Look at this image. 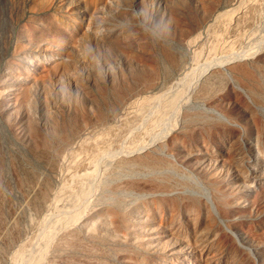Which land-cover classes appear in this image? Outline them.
Returning a JSON list of instances; mask_svg holds the SVG:
<instances>
[{
	"label": "rangeland",
	"instance_id": "1",
	"mask_svg": "<svg viewBox=\"0 0 264 264\" xmlns=\"http://www.w3.org/2000/svg\"><path fill=\"white\" fill-rule=\"evenodd\" d=\"M173 1H175V3H176V5H175V3L173 2ZM0 0V111H1V113H0V115H4V117H5V119H3L2 120V116L0 117V141L1 140H3V141H1L0 143L2 144L3 143V146L2 145H0V148H3V149H1V151H0V154H2V155H5V153H6V155L8 156V157H10V154L13 156V158H7V156H6V158L4 157V156H1L0 155V157L2 158L1 159V161L2 160H5L6 159V161H5V164L7 163V165L9 166L10 165V167H11V165H12V167L15 169V171L17 172V170L16 169H18L19 171L22 169V170H24V168H26L27 170H24V171H27L28 173H29V176H30V173L32 172L33 173V176H35L36 178H37V180L39 179V181H37L36 179H35V177H32L31 178V182H27V183H24V184H21L18 180L20 179V176H17V174H19L20 175V173H16L15 171H13V170H11L12 172L11 173H9V171L7 170V171H5V168L4 169H2V170H4L5 172H6V174H5V179L6 178H8L9 177V174H10V176L11 177H9L10 179H12V180H9L8 181V179H4L6 182H7V184H8V182L10 183V184H8V185H13V190L11 189V186L10 187H8L9 188V190H8V188H5V187H3V186H6L7 187V185H6V182L5 181H3V178H1L0 179V183L1 182H3L2 184H1V186H0V188H1V190H0V193H2V197H3V199H2V201L4 202L5 200H7V201H5L4 203H2V204H4V207H3V209L1 208V210H2V212H7V214L6 213H3L2 214V216H3V218H5V219H3L2 218V220H4L5 222L7 221V223L5 224V222L3 223V221H2V225L4 224V226L2 227V225L0 226L1 228H2V231H0V233H1V235H0V249H1V251H3L4 249H9L10 247V249L9 250H11L12 251V253L14 252L15 253V251H17L18 249H16V248H18L19 246V248H21V247H23V245L25 246V244L24 243H26L28 246V248H30V246H32L30 249H33V250H31V251H33V252H35V251H37V250H39L41 247V245H42V241H41V238H40V240H38L36 237L37 236H40V235H37L36 233L39 231V232H41V226L38 228V229H36L35 230V226L34 225H36L38 222V224H42V223H44V222H42V219H43V221H47L46 219V217H48L49 215H47V214H50V212L51 211H53V209L52 208H55L56 207V209L53 211V212H51V214L53 215V217L51 216V218H53L51 221H53L52 223H54L55 222V219H57L56 217H59L60 216V214L61 213H66V212H63V211H66V210H68L67 212H69L73 207H74V205H72L71 206V204L69 205V202L70 201H67V203H68V205L69 206H67V204L65 203L66 201H61V203L59 204V201H57V203L55 202V199L57 198V194H58V192H57V190L60 188L61 189V187H60V185L62 184L61 182H65V184H68V183H70V181H68V180H71L72 179V177L71 176H74V174H80V175H82L83 174V172H84V174H86L87 172L86 171H89L90 172V167H87V166H80V167H85V168H70L69 166V164L68 163H70V161H65L64 163H62L61 164V162H60V164H61V166L64 168V169H62V167L60 166V170L59 171H57V167H55V166H52V164H47L46 162H43V160L42 159H40V158H37L35 155H34V153H35V145H36V143H35V145H34V142H38V141H35L36 140V138L34 137V136H32V137H34V138H32L31 137V132L29 131V123H28V121L30 120L27 116H25L24 115V113L22 112V110H21V108H19V106L18 105H20V107H21V94H19L20 93V91H19V89L21 90V92H22V89L24 88V87H28L30 84H33V83H35V81H36V79L38 80L37 81V83L35 84V92H34V94H35V98H36V100L38 99L39 101L40 100H43V101H46L45 102V104H47L46 106L48 107L47 109H49V111H50V113L51 114H53L54 115V113H55V110L54 109H57L58 108V110H61V112L63 111V114L65 115V117H70V116H72V118H73V115H72V110L74 109V108H76V107H78V108H80L83 112H86V114H87V116L88 117H90L89 119H91L92 120V118H93V109H92V106L89 104V102L87 101V97L85 98V96H87L88 94L87 93H89V95H88V97L89 96H91L92 94H93V92H94V95H95V97L96 98H99V94L96 92V91H94L93 90V88H91L92 86H91V84H89L88 85V81H92L94 78H97V76H99L101 79H98L97 80V82H99L100 83V80L102 81V83H101V85L103 86L102 87V89L101 90H103V88L105 89V90H103V92L102 93H104V97H105V95H106V97L104 98V99H107V103H105V107H103L102 106V111H103V117H104V120H105V127H114V124H115V127H117L118 128V126L119 125H121L122 124V126H120V131H119V133H118V138H119V135L121 136L122 135V137H123V135H124V137H123V140L121 139L122 137H120V140H122L121 141V143L122 144H116V145H121V146H125L126 147V144L124 143V142H126V140H125V137H126V135L128 134V130H124L123 129V131H124V133H127V134H124L123 133V131H122V128L121 127H123V122L121 123V121L124 119V116L126 115V118H128L129 116L128 115H130L131 113H134V108L129 104V102L132 104V102H134V101H136V99L139 97V98H142V97H144V95L145 96H151V95H153V96H155V95H158V94H160V93H162L163 91V94L164 93H166V90L168 91L170 88L173 90L175 87H177V88H175L174 90L176 91H172V92H174V94L175 93H178V94H181V92L180 91H182V94H181V96L183 97L184 96V98L183 99H181L180 100V102H179V107H177V111H176V114L177 115H174L173 116V118H172V121L170 120L169 122L170 123H168V124H166L167 126L165 127V128H167V129H164V127H163V129L164 130H167V132L165 133V131L164 130H158L157 131V129L155 130V131H153V132H157L155 135L157 136V139H156V137H155V135H154V137H153V139L155 140H150L149 141V139H151V138H149V137H146L145 138V142L147 141L146 139H148V141H147V143L145 144L144 143V146L145 147H147V148H145V149H143L144 151H141L140 150V152H136V154H146V155H150V153L152 152L153 153V156H155V155H157L158 154V157H160V158H164V159H166V158H168V160H170L171 161V163L173 162H175L174 164H175V166L178 168V169H180V167H181V169H180V172H183V173H186V172H188L189 173V175H188V173H186V175H187V177L190 179V181H191V183L192 184H196V185H199V186H203L202 188L203 189H206V190H208L209 192H210V190L209 189H207L208 187L205 185V182H203V181H207V180H209L208 178L209 177H211V176H209V175H211V171H214V169L216 168V165H218V164H221L222 162H223V159L225 158V154H224V152H223V149L221 148V151L219 150L218 151V149H220L219 148V146L218 147H215V144L214 143H212V141H210L211 140V137L209 136V135H207V134H210V133H208V128H211V123H210V121H211V116H213L214 117V115L213 114H217L219 117H220V114H221V117H222V114H223V116L225 115V114H227V116H229V117H231V119L234 121V122H236V124H238V123H240V124H238L239 126H241L242 128H245L244 126H245V124H243L244 122L241 120V118L242 117H240L241 115H240V113H238L239 112V110H237V107H236V105H235V101H236V99L238 98L239 99V92H236V90H234L233 91V89H235V88H233V85H232V87L230 88L229 86L227 87V90H226V92L227 93H225L224 95L225 96H223L222 98H218V99H216V101H217V103H216V101L214 100V101H211L210 99V97L209 96H211V94H209L210 92H211V90H209V93H208V95H206V96H208V97H204V98H202V99H204V101L201 99V97L202 96H200V98H199V94L197 93L198 92V89H199V87H201V85H203L204 83L205 84H209V82L211 81H208L209 79H211V67H209V66H206L207 64H209V60H211V54H210V57L208 56L209 54H207L208 53V51L210 50V52H211V46L210 45H208L209 44V42H210V44L212 45V43H218V41H213L214 40V33H216L217 32V30H213V29H215V28H213V25L212 24H214V20L217 18L216 16H222V15H224V14H228V13H230V12H232V13H234V11H235V13L233 14V24H232V26H233V30H231L230 31V34H229V32H227V33H225V35L224 34H222L220 37V40L222 41H220L219 43V46H217V47H219V48H221V43H224V44H231L232 45V49H233V51H235V56L237 55L238 56V54H239V57L237 58V56L235 57V59H234V61H231L233 64H234V62H237L238 60L237 59H240V60H242V58H248V61L250 60L253 64H256V65H258V67L260 68L261 67V65L263 66L262 67V71H263V73H264V0H249V2H248V5H246L245 7V9L243 8V6L242 5H239V3L241 4V0H212L213 2H211V0H207V3L205 2H203V0H200V2L201 3H199V0H179V1H182V2H179L178 0L176 1V0ZM197 1V2H196ZM126 2V3H125ZM171 2V3H170ZM174 4H173V3ZM179 2V3H178ZM186 3L187 5L185 6V4H183V3ZM196 2V3H195ZM210 4H209V3ZM232 2V3H231ZM41 3V4H40ZM167 4V6H166V4ZM215 3V4H214ZM170 4H172L171 6H170ZM183 4V5H182ZM201 4H203V5H201ZM208 6H207V5ZM214 4V5H213ZM124 5V6H123ZM169 5V6H168ZM178 5V6H177ZM239 5V6H238ZM141 6V7H140ZM145 6V7H144ZM204 8H203V7ZM211 6V7H210ZM212 6H213V8H212ZM143 7V8H142ZM164 7V8H163ZM167 7V8H166ZM179 7V10L177 9V8ZM208 7V9H211V11H207V10H204V9H206V8ZM234 7H237V8H234ZM240 7V8H239ZM242 7V8H241ZM173 8H176V9H174L173 10ZM184 8V9H183ZM187 8H189V9H187ZM231 8H232V10H231ZM169 9L172 11H169ZM204 10V13H205V11H207V15L205 16H202V14H203V10ZM213 9V10H212ZM236 9V10H235ZM165 10H166V12H165ZM119 12V13H117V12ZM184 11V12H183ZM213 11V12H212ZM225 11V12H224ZM227 11V12H226ZM122 12V13H121ZM155 12V13H154ZM174 12V13H173ZM176 12V13H175ZM177 12H179V14L177 13ZM223 12V13H222ZM174 15H173V14ZM188 13V14H187ZM202 13V14H201ZM220 13H221V15H220ZM117 14V15H116ZM119 14V15H118ZM147 14V15H146ZM170 14V15H169ZM176 14V15H175ZM177 14H178V16L180 17H182V19H183V22H185V20H186V22L188 21V23H186V25H187V27H184L183 25H185V23H183L182 22V20H181V17L179 18L178 16H177ZM186 14V15H185ZM200 14H201V16L203 17V18H201L200 19ZM206 14V13H205ZM236 14V15H235ZM142 15H144V16H142ZM188 15V16H187ZM196 15V16H195ZM117 16V17H116ZM123 16V17H122ZM146 16V17H145ZM170 16H172V18H174L175 19V17L177 18V19H179L178 20V22H177V24H179L178 26H177V24H172V23H170L171 21H169L168 19L169 18H167V17H170ZM185 16V17H184ZM191 16V17H190ZM209 16V17H208ZM243 16H248L249 18L248 19H250L249 21H247V22H249V23H244L243 24V21L242 22H240L239 20L241 19V17H242V19H243ZM119 17H121V18H119ZM124 18V19H123ZM163 18V19H162ZM162 19V20H161ZM185 19V20H184ZM203 19V20H202ZM167 20V21H166ZM171 20V19H170ZM176 20V19H175ZM198 20V21H197ZM202 20V21H201ZM258 20H260V21H258ZM166 21V22H165ZM179 21H181V22H179ZM246 21V19H244V22ZM116 22V23H115ZM198 22V24L199 25H197L196 23ZM204 22V23H203ZM240 22V23H239ZM237 23V24H236ZM259 23V24H258ZM211 24V25H210ZM257 24V25H256ZM185 25V26H186ZM193 25V26H192ZM238 27H237V26ZM240 25V26H239ZM167 26V27H166ZM198 26V27H197ZM210 26H212V27H210ZM235 26V27H234ZM179 27V28H178ZM208 27V28H207ZM210 27V28H209ZM169 28V29H168ZM188 28V30H190L189 31V34L190 35H186V33H188V31L186 30ZM213 28V29H212ZM167 30L168 32H167V35L170 33V34H173V37H171L172 35H170L169 34V37H167V35L165 34L166 33V31L165 30ZM178 29H181L182 31L181 32H184L182 35L181 34H177V35H181V38H184L183 36L184 35H186L185 36V38L184 39H186V40H184V39H180L179 37L180 36H177L176 35V31L177 32H180V30H178ZM186 31H185V30ZM209 29H211V30H213V31H211V30H209ZM258 29V30H257ZM104 30V31H103ZM132 30V31H131ZM135 30V31H134ZM136 30H137V32H136ZM248 30H249V32H248ZM256 31V32H254V31ZM119 31V32H118ZM120 31H122V34L120 33ZM124 31V32H123ZM129 31V32H128ZM165 31V33H163ZM173 31V32H172ZM235 31L236 32H238L239 33V31H240V33H239V35L237 34V33H235ZM251 31V32H250ZM108 32V33H107ZM128 32V33H127ZM131 32V33H130ZM162 32V33H161ZM174 32H175V35H174ZM247 33V35L245 34L244 35V33ZM125 33H127V34H129L128 36L125 34ZM135 34L136 33V35H137V37H134V36H136V35H134L133 36V34ZM209 33H210V35H209ZM212 33H213V35H212ZM234 33H235V37H234ZM248 33H250V34H248ZM252 33V34H251ZM255 33V34H254ZM118 34H120L119 36H118ZM123 34H125L126 35V41H125V39H123L126 43H130V44H132L134 47H130V45H128V44H126L123 40H120V38H122V35ZM254 34V35H253ZM124 35V36H125ZM133 36V38H132V36ZM196 35H198V38L196 37ZM238 35V36H237ZM242 35H244V36H242ZM249 35V36H248ZM254 37H253V36ZM256 35V36H255ZM124 36H123V38H124ZM130 36V37H129ZM143 36L144 38V40L143 39H140L141 37ZM210 36V37H209ZM237 36V37H236ZM248 36V37H247ZM140 37V38H139ZM147 37V38H146ZM172 39H171V38ZM188 37V38H187ZM193 37V38H192ZM195 37L198 39V41H196V43H195V45L194 44H192L193 43V41H192V39L194 40L195 39ZM200 37V38H199ZM238 37H244V39H243V41H242V38H241V40L239 39V41H240V43H238L237 41H235V40H238ZM253 39H252V38ZM116 38H118L117 40H116ZM127 38H130V41L127 39ZM138 38V39H137ZM175 38V39H174ZM177 38H179V39H177ZM231 38H233L232 40H230ZM250 38V39H249ZM116 40L117 42H113L112 41V45L111 44H109V43H111V40ZM135 39H137V40H135ZM147 39H148V42H146L147 43V46H149V47H147V46H145L146 45V43L144 44V42L145 41H147ZM164 39V40H163ZM174 39V40H173ZM196 39V40H197ZM208 39V40H207ZM75 40V41H74ZM103 40V41H102ZM107 40H110V42L109 41H107ZM138 40H140V41H138ZM168 40V41H167ZM177 40V41H176ZM181 40V41H180ZM190 40V41H189ZM234 40V41H233ZM250 40H251V42H250ZM119 41V42H118ZM121 41V42H120ZM123 41V42H122ZM129 41V42H128ZM141 41H143V44L141 45L140 43H141ZM180 41V42H179ZM182 41H183V43H182ZM188 41L189 42H191L192 41V43H189L191 46H189V44H188ZM226 41V42H225ZM229 41V42H228ZM246 41V42H245ZM261 41V42H260ZM263 41V42H262ZM109 42V43H108ZM135 42L137 43V44H139V45H137V44H135ZM150 42V43H149ZM161 42V43H160ZM179 42V43H178ZM234 42V43H233ZM260 42V43H259ZM115 43H117V44H119V45H121V46H119V45H115ZM121 43H123V44H121ZM149 43V44H148ZM152 43H154V46H153V44ZM182 43V44H181ZM236 43H237V45H236ZM251 43V44H250ZM79 44H83L84 45V48H83V51H81V55L79 54V53H75V54H73V60H74V62H75V64H76V70L75 71H77V72H75V76L78 78V79H81V82L82 83H84V84H82L81 82V84H82V86H80V88L78 87V88H76V86L73 84V82H72V79H69L68 77H66L65 75V77H60V78H58V75L59 76H61V68L59 69L58 67H59V65L61 64V60H62V57L64 56V55H68V54H71L72 53V49H74V48H76V49H78L79 48ZM114 44V45H113ZM125 44H126V46H129L130 47V49H129V47L128 48H126V46H125ZM163 46H162V45ZM186 44V45H185ZM205 44V45H204ZM224 44L222 45V46H224ZM234 44V45H233ZM238 44H243V45H238ZM97 45V46H96ZM109 45V46H108ZM125 46V48H124V46ZM131 45V46H132ZM142 47H147V48H142V49H144V50H151V52H147V51H144V50H142L141 52L140 51H138V50H140L141 49V46ZM214 45V44H213ZM231 45H225V47H230ZM235 45H236V47H235ZM260 45V46H259ZM102 46V47H101ZM116 46H118V47H116ZM122 46H123V48H122ZM140 46V48H136V47H139ZM159 46H160V48H159ZM205 46V47H204ZM240 46H242L241 48H240ZM258 46V47H257ZM100 47V48H99ZM110 47V48H109ZM121 47V48H120ZM155 47V48H154ZM202 47V49H200ZM204 47V48H203ZM233 47H235V49L233 48ZM112 48V49H111ZM116 48V49H115ZM155 50H154V49ZM162 48H163V51H164V48H165V50H169V52L171 53V55H175V56H177V58L175 59L174 58V60L177 62H175L174 61V65L176 64V67L174 66H172L173 64H170L171 65V67H173V69H171V70H165V69H167L168 68V63L164 60V58H163V51H162ZM239 48H240V52H238L239 51ZM96 49H97V51H96ZM98 49H100V50H98ZM111 49V50H110ZM117 49H119L118 51H117ZM120 49H125L126 51H130V53L128 54V55H125V56H128V57H130V55H131V52L133 53V54H135L133 57L131 56V58H134L135 60H137L138 62H140L141 63V61H143V64L142 65H145V67L144 66H142V69H143V67H144V69L146 68V66L149 64L150 66L153 64V61H155L154 63L155 64H158V65H155V67L157 66V67H159V73L156 75L157 76V78H158V80H156L157 78H154L155 80H154V85L151 87V88H149V90L147 91V92H145V93H142V91H139V89H137L136 88V85L135 84H133V87H135L134 89H133V92H131V94L129 95V97L130 96H132L131 97V99L130 98H128V100L126 99V100H124L123 102H125L126 101V103H122L121 105L123 106V104L125 105V106H118L117 107V103H115L116 101H114L113 99H114V96L111 94L110 95V93H111V86H110V79H109V74H108V72H110V74L112 73L113 75H115V77H116V75L117 76H120V75H122V76H126L127 78H128V81L131 83V77H129L130 75H131V73L133 72V71H138L139 70V68L140 67H138V65H132V66H134V70H133V67L132 66H130V64L128 63L127 64V60H126V57L125 56H122V55H124V53L123 52H125V51H123L122 53L120 52V51H122V50H120ZM138 49V50H137ZM158 49V50H157ZM204 49V50H203ZM209 49V50H208ZM254 49H255V51H254ZM79 50V49H78ZM178 50V51H177ZM183 50V51H182ZM199 50V53H201L200 51L201 50H203L202 51V53H201V55L198 53V52H196V51H198ZM243 50V51H242ZM246 51V53H245V51ZM162 51V52H161ZM174 51V52H173ZM179 51H181V52H179ZM196 53H195V52ZM242 51V52H241ZM254 52V54L252 53H250V52ZM21 52V53H20ZM145 52H146V54H145ZM175 53V54H173V53ZM205 52V53H204ZM237 52H238V54H237ZM244 52V53H243ZM89 53V54H88ZM128 53V52H127ZM147 53H151V56H152V59L153 60H151V56H150V54H147ZM198 53V54H197ZM203 53H204V55H203ZM242 53V54H241ZM261 55H260V54ZM137 54H139L140 56H141V59H139L140 57H139V55H137ZM145 54V55H144ZM197 55L196 57H195V55ZM207 54V55H206ZM79 55V56H78ZM153 55H154V57L155 58H153ZM187 55V56H186ZM246 55H247V57H246ZM254 55V56H253ZM93 56V57H92ZM115 56H117V57H115ZM138 56V57H137ZM143 56V57H142ZM195 58H194V57ZM198 56L199 57H201V59H199L198 58ZM208 58H207V57ZM215 56V55H214ZM241 56H242V58H241ZM259 56L261 57L259 60H258V58H259ZM104 57V58H103ZM124 57V58H123ZM150 57V58H149ZM193 57V58H192ZM205 57H206V62L204 61L205 60ZM252 57V58H251ZM255 57H258V58H256V60H255ZM96 58V59H95ZM139 60H138V59ZM145 58L146 59H148V61L149 60H151L152 61V64L151 63H149L148 61H147V63H145L144 61H146L145 60ZM196 58H198V60L196 59ZM215 58H216V60L217 61H220V59L218 60L217 58H222L221 56H220V54H216V56H215ZM215 58H214V60H215ZM244 58V59H245ZM263 58V59H262ZM105 59H106V61H105ZM154 59H157V60H154ZM162 59V60H161ZM179 59H181L180 61H181V63H179L180 61H179ZM208 59V60H207ZM252 59V60H251ZM262 59V60H261ZM39 62H38V61ZM96 60V61H95ZM198 62H197V61ZM59 61V62H58ZM92 61H94L95 63H93ZM99 61V62H98ZM108 61V62H107ZM193 61H195V62H193ZM221 61H222V59H221ZM45 62V63H44ZM106 62V63H105ZM126 62V63H125ZM163 62H164V64H163ZM193 62V63H192ZM196 62H197V64L198 65H196ZM203 62L205 63L204 65H203V67H201V64H203ZM208 62V63H207ZM19 63V64H18ZM100 63V64H99ZM105 63V64H104ZM195 63V64H194ZM210 63H211V61H210ZM93 64V65H92ZM127 64V65H126ZM178 64V65H177ZM21 65V66H20ZM25 65V66H24ZM38 65V66H37ZM97 67H96V66ZM126 65V66H125ZM148 65V67H150ZM164 65H165V67H164ZM210 66H211V64H209ZM231 65V64H230ZM13 66V67H12ZM41 66V67H40ZM54 66V67H53ZM154 66V64L152 65V67ZM185 66V67H184ZM204 66H206L205 68H204ZM225 66V65H224ZM222 67V69L223 70H221L223 73H224V71H227L226 73H228V70L226 69L228 66H229V64H226V66L225 67ZM12 67V68H11ZM44 67V68H43ZM50 67H52L51 69H50ZM79 67V68H78ZM92 67V68H91ZM101 67V68H100ZM132 67V68H131ZM147 67V68H148ZM156 67V68H157ZM170 67V66H169ZM183 67V68H182ZM200 67V68H199ZM13 68L15 69V70H13ZM47 69V71H48V73H46V74H42V72H45V70ZM95 68V69H94ZM99 68V69H98ZM128 68H131V69H128ZM136 68V69H135ZM138 68V69H137ZM146 68V69H147ZM163 68H165V69H163ZM190 68V69H189ZM194 68V69H193ZM196 68H198L199 69V71H200V69L202 68H204V72H205V74H204V72H203V70L201 69V76L203 77H200V80L198 79V83L196 82L194 85H193V87H192V89H190V88H187V87H185L186 85L185 84H183L185 81H183V83H182V79H184L185 77H184V75L186 74V77H188V78H190L191 76H192V74L194 73H192L191 74V72L192 71H197L196 70ZM226 70H225V69ZM29 69V70H28ZM50 69V70H49ZM78 69V70H77ZM103 71H102V70ZM111 69V70H110ZM192 69V70H191ZM208 69H210V70H208ZM10 70H11V72H10ZM27 72H26V71ZM30 70H32L31 72H30ZM58 70V71H57ZM95 70V71H94ZM106 70V71H105ZM117 70V71H116ZM133 70V71H132ZM181 70V71H180ZM207 70H208V72H207ZM18 71V72H17ZM28 71H29V73H28ZM55 71V72H54ZM108 71V72H107ZM115 71H116V73H115ZM121 71V72H120ZM132 71V72H131ZM166 71H169V73L170 74H172V76L171 75H167V73L168 72H166ZM191 71V72H190ZM5 72V73H4ZM10 72V73H9ZM16 72V73H15ZM147 72V71H146ZM145 72V73H146ZM172 72V73H171ZM208 73V75H210L209 77H208V75H207V73ZM51 73H53V74H51ZM54 73L55 74H57V76H53L54 75ZM80 73V74H79ZM83 73V74H82ZM95 73V74H94ZM119 73H120V75H119ZM122 73H124V74H122ZM130 73V74H129ZM179 73V74H178ZM226 73H224L225 75H227V77H229L230 75H232V74H230V72H229V76H228V74H226ZM262 73V74H263ZM16 74H19V75H16ZM21 74L23 75H25V77H24V75H23V77L25 78H23V77H21ZM27 74H29V76L31 77V78H27L28 77V75ZM33 74V75H32ZM48 74V75H47ZM102 74V75H101ZM150 73H148L147 72V74L146 75H148V76H150V75H152V74H150ZM187 74H188V76H187ZM191 74V75H190ZM16 75V76H15ZM41 75H44L45 76V78L47 79L48 78V81H46V83L44 84V82H43V84L44 85H46L47 84V86H44L43 84H41V83H39V79H40V77H41ZM48 77H47V76ZM81 75V76H80ZM97 75V76H96ZM104 75V76H103ZM106 75V76H105ZM158 75H159V77H158ZM165 75V76H164ZM203 75H205L206 76V79H208V80H206L204 77L205 76H203ZM40 76V77H39ZM50 76V77H49ZM53 76V77H52ZM101 76H103V77H101ZM153 76V75H152ZM13 77V78H12ZM18 77H20V80H18L19 78ZM39 77V78H38ZM165 77V78H164ZM171 79H170V78ZM3 78V79H2ZM16 78H18L17 80H16ZM62 78V79H61ZM92 78V79H91ZM152 78V77H151ZM187 78V79H188ZM10 79V80H9ZM23 79V80H22ZM28 79V80H27ZM35 79V80H34ZM56 79V80H55ZM64 79V80H63ZM82 79H83V81H82ZM91 79V80H90ZM117 79H119V80H121L120 79V77H117ZM205 79V80H204ZM229 79V78H228ZM230 79H231V77H230ZM34 82H33V81ZM126 80V79H125ZM168 80V81H167ZM170 80H172V81H170ZM185 80H186V78H185ZM3 81V82H2ZM51 81V82H50ZM87 81V82H86ZM106 83H105V82ZM127 81V80H126ZM157 81V82H156ZM170 81V82H169ZM181 82L180 84H179V82ZM202 81H204V83H202ZM208 83H207V82ZM50 82V83H49ZM54 82V83H53ZM56 82V83H55ZM174 82V83H173ZM178 82V83H177ZM201 82V83H200ZM4 83V84H3ZM28 84V86H27V84ZM63 83V84H62ZM69 83V84H68ZM86 83V84H85ZM158 83V84H157ZM168 83V84H167ZM178 85H177V84ZM25 84H26V86H25ZM66 84V85H65ZM71 84V85H70ZM105 84V85H104ZM119 84H122V81L121 82H119L118 81V85H117V87L119 86ZM200 84V85H199ZM11 85H12V87H11ZM20 85H24V86H20ZM41 85V86H40ZM85 85V86H84ZM135 85V86H134ZM166 85H168L167 87H169V88H167L166 87ZM177 85V86H176ZM182 85H184L183 86V89L181 90L179 87L181 86V88H182ZM14 86V87H13ZM44 86V87H43ZM68 88H67V87ZM75 86V87H74ZM89 86H90V88H91V90H89L90 88H89ZM121 86V85H120ZM155 86V87H154ZM162 86H163V88H162ZM196 86V87H195ZM209 86H211V84H209ZM6 87V88H5ZM8 87V88H7ZM10 87V88H9ZM18 87V88H17ZM20 87V88H19ZM53 87V88H52ZM63 87V88H62ZM131 87H132V85H131ZM154 87V88H153ZM59 88L61 89V90H59ZM162 88V89H161ZM184 88H185V90H184ZM211 88V87H210ZM233 88V89H232ZM7 89V90H6ZM11 89V90H10ZM26 89V88H25ZM46 89V90H45ZM67 89V90H66ZM85 89V90H84ZM180 89V90H179ZM189 89V90H188ZM62 90H63V92H62ZM79 90V91H78ZM83 90V91H82ZM111 90V91H110ZM136 90H138L137 91V93L139 94H137L135 91ZM159 90V91H158ZM177 90L180 92H177ZM184 90V91H183ZM194 90H196V91H194ZM3 91V92H2ZM9 91V92H8ZM19 91V92H18ZM51 91V92H50ZM60 91V92H59ZM85 91V92H84ZM90 91H92L91 93H90ZM106 91V92H105ZM150 91V92H149ZM188 91V92H187ZM233 91V92H232ZM238 91V90H237ZM66 94H65V93ZM108 92V94H105V93H107ZM140 92V93H139ZM170 93H166L168 96L170 95V97H173L174 96V94H173V96H171L172 95V92L171 91H169ZM230 92V93H229ZM235 92H236V94H235ZM4 93V94H3ZM8 93V94H7ZM49 93V94H48ZM53 93V94H52ZM56 93V94H55ZM61 93H63L62 95H61ZM78 93V94H77ZM134 95H133V94ZM156 93V94H155ZM238 93V94H237ZM14 94V95H13ZM91 94V95H90ZM98 94V95H97ZM184 94V95H183ZM194 94H198L197 96L196 95H193ZM228 94V95H227ZM8 95V96H7ZM18 95H21V96H18ZM54 95V96H53ZM61 95V96H60ZM94 95H92V96H94ZM137 95V96H136ZM177 95V94H176ZM232 95V96H231ZM16 96H18V97H16ZM37 96V97H36ZM56 96V97H55ZM91 96V97H92ZM101 96V95H100ZM227 96H229L230 98H228ZM4 97V98H3ZM13 97H16V98H18V101L17 102H19V103H17V102H15V99L16 98H13ZM43 97V98H42ZM47 97V98H46ZM62 97V98H61ZM109 97V98H108ZM113 97V98H112ZM181 97V98H182ZM198 97V98H197ZM136 98V99H135ZM198 99V100H196V99ZM234 98V99H233ZM46 99V100H45ZM48 99V100H47ZM130 99V100H129ZM135 99V100H134ZM194 99V100H193ZM237 99V100H238ZM5 100V101H4ZM51 100V101H50ZM62 100H63V102H62ZM83 100H85V102L83 101ZM133 100V101H132ZM139 100V99H138ZM220 100V101H219ZM222 100H224V102H222ZM14 101V102H13ZM53 101V102H52ZM181 101H182V103H181ZM183 101L185 102V103H183ZM209 101V102H208ZM5 102V103H4ZM11 102H12V104H11ZM88 102V103H87ZM208 102V103H207ZM218 102H221V104L224 106V107H222V105L220 106V103H218ZM226 102H228L227 104H226ZM15 105H14V104ZM16 103H17V105H16ZM213 103H215V104H213ZM224 103V104H223ZM233 103V104H232ZM53 104V105H52ZM109 104L112 106V107H114L115 109H116V111H115V109L113 110H107V109H109ZM128 104H129V108L127 107L128 106ZM192 104V105H191ZM198 104V105H197ZM209 106H208V105ZM108 105V106H107ZM217 105V106H216ZM236 107H234V106ZM4 106V107H3ZM7 106V107H6ZM13 106V107H12ZM89 106H91V107H89ZM210 106H212V107H210ZM214 106V107H213ZM18 107V108H17ZM62 107V108H61ZM108 107V108H107ZM17 108V109H16ZM84 108L86 109V111H84ZM105 108V109H104ZM121 108V109H120ZM122 108H123V110H122ZM126 108V110L128 111V113L129 112H131L132 110H133V112H131V113H129V114H126L127 113V111L126 110H124ZM213 108V109H212ZM20 109V110H19ZM37 110H34V112L36 113H34L33 114V116L35 115V117L36 118H38V119H35L36 120V122L38 121V123H39V126H40V130L43 132V133H46L47 135H48V133L49 132H47L46 131V129H48L47 127H46V129H44L45 128V126H43L42 125V122L44 121L43 119V113H41L42 111L39 109V108H36ZM91 109V110H90ZM132 109V110H131ZM179 109V110H178ZM187 109V110H186ZM225 109V110H224ZM10 110H14L13 112L14 113H10ZM184 110V111H183ZM220 110V111H219ZM8 111V112H7ZM53 113H52V112ZM88 111H90V112H88ZM114 111V112H113ZM125 111V112H124ZM187 111V112H186ZM191 111H192V113H191ZM197 111V112H196ZM208 111V112H207ZM214 111V112H213ZM222 111V112H221ZM225 111H227V112H225ZM7 112V113H6ZM105 112H108V114H106ZM125 113V114H123V113ZM194 112V113H193ZM203 113V114H201V113ZM206 112V113H205ZM18 113H19V115H18ZM111 113V114H110ZM117 113V114H116ZM183 113V114H182ZM190 114V116H192L193 118H196V119H194L192 122L191 121H187V119L185 118V117H187V116H189L188 114ZM195 113H196V115H195ZM198 113H200L201 114V116H198V115H200V114H198ZM212 113V114H211ZM6 114H8V115H6ZM22 114V115H21ZM51 114L49 115V117L51 116ZM106 114V115H105ZM115 114V115H114ZM186 114V115H185ZM211 114V115H210ZM52 115V116H53ZM120 115H122V116H120ZM124 115V116H123ZM185 115V117H183ZM203 115V116H202ZM207 115V116H206ZM18 116V117H17ZM59 116V117H58ZM128 116V117H127ZM131 116V115H130ZM218 116H215V117H218ZM233 116V117H232ZM3 117V118H4ZM17 118V120H16V118ZM23 117V118H22ZM25 117H27L26 119H25ZM34 117V118H35ZM57 117H58V119H60L61 118V115H57ZM57 117L55 116V118L54 119H56L57 120ZM119 117H123V118H119ZM181 117V118H180ZM198 117H200L199 119H198ZM237 117V118H236ZM9 118V119H8ZM50 118H52V117H50ZM106 118V119H105ZM177 118V119H176ZM205 120H204V119ZM206 118H209V122L206 120ZM240 118V119H239ZM22 119H24V120H22ZM116 119H117V123L115 122L116 121ZM119 119H122L121 121L119 120ZM185 119V120H184ZM238 119V120H237ZM14 120V121H13ZM43 120V121H42ZM174 120V121H173ZM202 120V121H201ZM9 121V122H8ZM21 121V122H20ZM59 121H61V120H59ZM125 121V120H124ZM175 121H177V124H176V122ZM186 121V122H185ZM200 121V122H199ZM7 122V123H6ZM18 122H20L19 124H18ZM107 122V123H106ZM110 122V123H109ZM174 122V123H173ZM193 122H194V125H193ZM199 122V123H198ZM209 124H207V123ZM26 123V124H25ZM91 123H93L91 126L89 125V124H91ZM185 123V124H184ZM188 123H190V124H188ZM191 123H192V125H191ZM89 124L87 123L86 125H83L84 127H86V129H84L83 130V128H82V124L81 125H77V122H75V127L74 128H77V126H78V128L80 127V130H81V132H79L80 130H78V128H77V131L79 132V134L77 135L76 133H77V131H76V129H75V131H76V133H73L74 132V130L72 129L71 131L72 132H69V133H73V135H70L69 136V139L70 140H73L74 142H72L71 141V144H72V147L74 148V150H76L77 152H78V145L80 144L79 142H82L83 140H85V138H88L87 137V135L90 137V135H94L95 133H94V131L97 133L98 131H100L101 129L98 127L99 125L97 124V122H93V121H89ZM98 125V126H96V125ZM107 124L108 125H110V126H107ZM119 124V125H118ZM138 124V123H137ZM136 124V125H137ZM169 124H171V126H169ZM186 124H188L187 126H189V127H187L186 126ZM43 127H42V126ZM118 125V126H117ZM173 125H174V127H173ZM176 125V126H175ZM182 125V126H181ZM183 125H184V127H183ZM191 125V126H190ZM168 126H169V128H170V131H168L169 129H168ZM198 126H200V127H198ZM202 126V127H201ZM90 127V128H89ZM92 127V128H91ZM93 127H95L94 129H93ZM115 127L113 128L115 131H117L116 129H115ZM133 127H136V129H137V127H140L139 125L138 126H133ZM172 127V128H171ZM183 127V128H182ZM204 127H207V128H204ZM82 128V129H81ZM88 128V129H87ZM99 128V129H98ZM20 129V130H19ZM23 129V130H22ZM89 129H93V130H89ZM97 129H98V131H97ZM119 129V128H118ZM135 129V130H136ZM185 129V130H184ZM189 130V129H191L190 130V133H189V131H187V130ZM206 129H207V133H206ZM247 129H248V126H247ZM19 130V131H18ZM25 130V131H24ZM67 130H69V129H67ZM86 130H88V131H86ZM184 130V131H183ZM199 130H200V133H199ZM203 130V131H202ZM26 131H28V132H26ZM83 131H86V133L85 132H83ZM90 131V132H89ZM92 131V132H91ZM126 131V132H125ZM159 131H162L163 133L161 134V132L159 133ZM180 131V132H179ZM182 131V132H181ZM187 131V132H186ZM20 132H21V134H20ZM26 132V133H25ZM41 132V133H42ZM169 132V133H168ZM177 132H179V133H177ZM211 132V131H210ZM14 133V134H13ZM18 133V134H17ZM83 133H85V134H83ZM164 133H165V135H164ZM185 133H188V134H185ZM192 133H194V134H192ZM195 133L197 134L196 136H195ZM26 134H27V136H26ZM74 134H76V135H74ZM81 134V135H80ZM160 134H161V136H160ZM191 134H192V136H193V138H192V136H191ZM30 135V136H29ZM84 135H86V136H84ZM162 135H163V137H162ZM170 135H173V136H170ZM187 135V136H186ZM188 135H189V138H188ZM204 135V136H203ZM211 135V134H210ZM46 136V135H45ZM77 136V137H76ZM84 136V137H83ZM168 136V137H167ZM176 136V137H175ZM179 136V137H178ZM200 138H199V137ZM208 136H209V138H208ZM250 136V138H251V136L252 135H249ZM17 137V138H16ZM74 137V138H73ZM76 137V138H75ZM78 137H83L84 139H82L81 140V138H78ZM92 137V136H91ZM158 137H159V140H158ZM182 137H183V140H182ZM202 137H203V140H202ZM204 137H205V139H204ZM4 138V139H3ZM117 138V139H118ZM166 138H167V140H169V142L166 140ZM172 138H177V139H172ZM191 138V139H190ZM199 140V139H201V140H197V139ZM254 139H256V137H253ZM8 139V140H7ZM23 139V140H22ZM29 139V140H28ZM33 141H31V140ZM74 139H76V140H74ZM79 139H80V141H79ZM90 139V138H89ZM210 139V140H209ZM252 139V138H251ZM125 140V141H124ZM171 140H173V141H175L174 142V144H173V141H171ZM178 140H179V142H178ZM188 140V141H187ZM194 140H196V141H194ZM208 142H206V141ZM249 140V142H255L256 144H258V142H256L255 140H250V139H248ZM78 141V142H77ZM117 141H119V139L117 140ZM160 141V142H159ZM187 141V142H186ZM190 141V142H189ZM204 141V142H203ZM8 142H11V147H10V144L8 143ZM30 142V143H29ZM78 144H77V143ZM155 142H157V144L155 143ZM167 142V143H166ZM172 142V143H171ZM187 143L186 145H185V143ZM193 144H192V143ZM197 142V143H196ZM203 142V145L201 144V143ZM73 143L74 144H76V146H74L73 145ZM118 143H120V142H118ZM162 143V149L163 150H161V148H160V144ZM165 143V144H164ZM178 143H180V144H178ZM182 143V144H181ZM200 143V144H199ZM204 143L207 145V148L205 149L204 147H206V145H204ZM210 143V144H209ZM253 143H251L250 145L252 146V148H254V147H256L257 145L256 144H253ZM32 144V145H31ZM124 144V145H123ZM155 144V145H154ZM189 144V145H188ZM35 147H34V146ZM147 145V146H146ZM173 147H172V146ZM177 147H176V146ZM179 145V146H178ZM181 145V146H180ZM184 145V146H183ZM209 145V146H208ZM214 147V148H212V146ZM256 145V146H255ZM12 146H14L13 148H12ZM143 146V147H144ZM188 148H186V147ZM193 146V147H192ZM211 146V147H210ZM5 147H7V149H8V152L10 153V154H8V152H5ZM72 147H70L72 150H73V148ZM117 147V146H116ZM123 147H120L119 146V148H123ZM152 147V148H151ZM153 147H156V148H153ZM171 147V148H170ZM182 147V148H181ZM189 147H191L190 149H189ZM200 147V148H199ZM15 148H17V149H15ZM118 148V147H117ZM117 148H115L116 149V151H119ZM168 148V149H167ZM175 148H177V149H175ZM184 148V149H183ZM193 148V149H192ZM213 149V150H211V149ZM13 149V150H12ZM32 149V150H31ZM140 149V148H139ZM146 149H148L147 151H146ZM188 150V152H187V150ZM210 149V150H209ZM254 149H256V148H254ZM253 149V150H254ZM16 150V151H15ZM29 150H31L32 152H34V153H32V152H29ZM154 150H156V151H158L157 153L156 152H154ZM168 150L170 151L169 153H168ZM180 150V151H179ZM190 150V151H189ZM194 150V151H193ZM196 150H197V152H196ZM201 150V151H200ZM206 152H205V151ZM249 151H250V149H248ZM2 151H4V152H2ZM7 151V150H6ZM115 151V152H116ZM120 151H122V149H120ZM119 151V152H120ZM147 153H146V152ZM150 151V153H148ZM167 151V152H166ZM180 153H179V152ZM192 151H193V153H192ZM198 151H199V153H198ZM211 151H213L214 153H212ZM256 150H254V153H256L255 152ZM18 152V153H17ZM124 152V151H123ZM160 152V153H159ZM186 152V153H185ZM204 152V153H203ZM208 152V153H207ZM211 154H210V153ZM216 152V153H215ZM14 153H16V154H18L17 156H15V154ZM19 153L22 155V156H20L19 155ZM31 153V154H30ZM151 153V154H152ZM176 155H175V154ZM184 153V154H183ZM190 153V154H189ZM120 154H121V152H120ZM125 155V152L124 153H122V155ZM134 154H135V152H134ZM134 154H131V155H133V156H131V157H134ZM135 154V155H136ZM155 154V155H154ZM161 154V155H160ZM162 154H164V155H162ZM183 154V155H182ZM222 156V157H220V155ZM119 155V154H118ZM123 155V156H124ZM169 155V156H168ZM178 155V156H177ZM180 155V156H179ZM185 155V156H184ZM199 155V158L197 157ZM204 155H206V156H204ZM209 155V157L210 156H214L212 159L210 158H208L207 156ZM217 155V156H216ZM224 155V156H223ZM11 156V157H12ZM151 156V155H150ZM167 156V157H166ZM174 156V157H173ZM182 156H183V158H182ZM196 156V157H195ZM202 156H204L203 157V160H202ZM216 156V157H215ZM21 158V162H24L25 161V159L24 158H28V160H30V161H28V160H26V164H25V166L27 165V162H32V164L31 163H29V167L31 166V165H33V166H31L30 168H31V170H30V168H28V166L27 167H24V163L22 164L21 162H19V159L18 158ZM22 157H23V159H22ZM130 157V158H131ZM155 157H157V156H155ZM224 157V158H223ZM5 158V159H4ZM185 158V159H184ZM192 158V159H191ZM198 158V159H197ZM207 158V159H206ZM8 159H12V160H15V162H16V164H15V162L13 161L12 163H14V165H15V167H16V165H17V167L15 168L14 167V165L11 163V161H8ZM35 159H37V160H35ZM179 159H181V160H179ZM183 159V160H182ZM196 159H197V161H196ZM201 159V160H200ZM214 159V160H213ZM24 160V161H23ZM42 162H41V161ZM177 160H179L180 162H178ZM193 160H195V161H193ZM226 160V159H225ZM183 161V162H182ZM199 161V162H198ZM8 162H9V164H8ZM177 162V163H176ZM191 162H192V164H191ZM194 162V163H193ZM197 162H198V164H197ZM11 163V164H10ZM21 165H20V164ZM66 163V164H65ZM111 163H112V165H111ZM202 163V164H201ZM206 163V165H204ZM209 163V164H208ZM2 164H3V162H2ZM31 164V165H30ZM64 164V165H63ZM68 164V166H66ZM108 164V163H107ZM107 164H105V165H107ZM110 165H111V167L112 166H114V163L113 162H110L109 163ZM108 164V165H109ZM178 164V165H177ZM187 164V165H186ZM188 164H190V165H188ZM195 164V165H194ZM19 165L20 166H22V168L20 167V169H19ZM104 165V164H103ZM107 165V167H105V166H100V167H98V170H99V168H100V170H99V172L101 173V174H103L104 172H102L103 170L102 169H106L107 168V172H109V170H111L112 168H110L109 169V167H110V165L108 166ZM180 165V166H179ZM184 165V166H183ZM202 165V166H201ZM8 166H6V165H2V168L3 167H8ZM49 166L50 167H53V168H49ZM65 166H66V168H65ZM196 167V169H194L195 167ZM199 166V167H198ZM207 166V167H206ZM24 167V168H23ZM36 169H34V168ZM184 167V168H183ZM190 167H192V168H190ZM204 167V168H203ZM206 167V168H205ZM69 168V169H68ZM188 169V170H186V169ZM214 168V169H213ZM8 169V168H7ZM34 169V170H33ZM52 169L54 170V171H52ZM62 169V170H61ZM70 170V173L68 172V171H66V170ZM114 169H116V167H114ZM113 169V171H112V174H114V172H115V175L114 176H116V172H117V176L119 175H121V177H123L122 175H123V173L125 172V174H126V171H128L127 173H129V174H131V171L128 169V170H121V169H116V171ZM194 170V172L193 171H190V170ZM199 169V170H198ZM207 169V170H206ZM34 172H33V171ZM79 170V171H78ZM86 170V171H85ZM97 170V171H98ZM119 170H121V171H124V172H121V171H119V172H121L120 174H119V172L118 171ZM184 170V171H183ZM206 170V171H205ZM211 170V171H210ZM18 171V172H19ZM56 171V172H55ZM60 171H62V172H60ZM65 171V172H64ZM72 171V172H71ZM76 171V172H75ZM92 171V170H91ZM106 171V170H105ZM110 171V172H111ZM139 171V173L137 172V171H135L136 173H132V175L134 174V176L132 177L131 175H129V174H126L127 175V177L128 178H125V180H124V178H122L121 180H119V179H111V180H109V179H107L106 178V181L104 182V183H102V186H101V184H100V186L99 185H97L98 187L97 188H94L93 189V187L95 186H93L92 187V189L94 190L92 193H94V196L96 197V200H98V201H100V199L102 200H108L109 202H107L106 201V203L105 202H103V200L101 201V203H102V206H103V203H105V204H109V205H111V204H114L115 202H117V201H119V202H117V203H119L118 205L120 206L121 205V208L123 207H125L126 209H120V207H119V209L123 212V213H126L127 211H124V210H127V208H131V207H129L130 205H131V203H136V202H138L139 203V201H140V203L139 204H141V205H144L145 204V200L147 199V201H149L148 200V197H151V199H152V197H153V195L155 196L154 197V199H152L153 201L156 199V197L157 198H159V195L156 193V195H155V193L152 195L151 193H153V192H151L150 194H148L150 191H148L149 190V188L147 189V186H141V182L142 181H140L141 179L143 180V178H144V174L146 175V172L148 173L149 171L147 170L146 172L144 171V173L143 172H141L142 170H138ZM200 173H199V172ZM205 171V177H204V174H203V172ZM67 172V173H66ZM86 172V173H85ZM134 172V171H133ZM143 173V174H141V173ZM209 172V173H208ZM14 173V174H13ZM15 173H16V176H15ZM36 173H38V175H36ZM61 173V174H60ZM64 173V174H63ZM72 173H73V175H72ZM82 173V174H81ZM106 173V172H105ZM138 173V174H137ZM198 173V174H197ZM202 173V174H201ZM208 173V174H207ZM66 174H68V179L66 178H64V177H66L67 175ZM83 174V175H84ZM99 174V173H98ZM101 174H99V175H101ZM136 174V175H135ZM155 173H153V175H154ZM201 174V175H200ZM207 174V175H206ZM63 175H64V177H63ZM66 175V176H65ZM71 175V176H70ZM170 174H168L167 176H169ZM17 177V178H19V179H17V178H12V177ZM69 176L71 177V178H69ZM140 176V180H139V178H137V177H139ZM170 176H172V174L170 175ZM204 177V178H201V177ZM207 176V177H206ZM4 177V176H3ZM62 177H63V180H62ZM124 177H125V175H124ZM130 177V178H129ZM132 177V178H131ZM134 177H135V179H134ZM185 177V176H184ZM200 177V178H199ZM44 179V181H47L48 182V186H49V192H50V199L51 200H53V198H54V194L56 195L55 197L56 198H54V201H53V203H52V205H54L53 207H51L52 205H50L49 207H50V209L51 210H49L48 208V206H47V208H46V205H44L45 206V208H44V206L41 204V205H39V206H42V207H39L38 206V208H34L33 209V211H32V208L34 207L33 206V203H32V201L34 202L35 201V199H36V197H38V196H36V192L37 193H39V191L41 190H43L42 188H45L44 186H46V183L47 182H44V181H42L41 180V182H40V179ZM102 178H104V177H102ZM115 178V177H114ZM151 178L153 179V177L151 176ZM207 178V179H206ZM15 179V180H14ZM46 179V180H45ZM126 179H130L129 181H132V179H134L133 180V182L134 183H136V182H138V184L140 185L138 188L137 187H135V185H133L132 187L134 188H132L131 187V185H129V182H128V180H126ZM193 179V180H192ZM205 179V180H204ZM232 181L233 182H235V178H233L232 177ZM17 181V182H13V183H11L12 181ZM33 180H35V182H37L38 184L36 185L35 183L33 184L32 182H33ZM50 180H51V182H50ZM66 180V181H65ZM117 180H119V182H121V184L123 183L124 184V182H125V187L123 186V185H121V186H123L125 189H126V186H127V184H128V187H129V189H130V187H131V190H132V192L130 193V191L131 190H129L128 188V193H126V190L124 191H121L120 190V192H118V191H116V187H114V186H111L110 184H113L114 182H116L117 184H116V186L118 185V181ZM122 180H123V182H122ZM135 180H138V181H135ZM198 180H199V182H198ZM28 181H30V179L28 180ZM111 181H113L112 183H111ZM149 181H151V179L149 180ZM193 181V182H192ZM5 182V183H4ZM39 182H40V185H39ZM42 182H44V183H42ZM64 182H63V184H64ZM68 182V183H67ZM106 182H108L107 184H106ZM128 182V183H127ZM198 182V183H197ZM208 182V181H207ZM15 183H20L19 184V188L17 187V185L15 184ZM32 183V184H31ZM50 183H51V185H50ZM127 183V184H126ZM144 183V182H143ZM142 183V184H143ZM147 183V182H146ZM236 183V182H235ZM27 185L28 187H29V185H30V187L32 188V189H34V190H29V188L27 189V190H29V191H27V192H24L23 193V191L21 192V187H22V190L25 188V186L24 185ZM42 184H45V185H43V187L41 186ZM62 184V186H64ZM103 184H104V186H105V188H107V186L106 185H108V188L104 191L103 190ZM194 184V185H195ZM201 184V185H200ZM16 185V186H15ZM22 185V186H21ZM33 185H36V187L34 188V186L32 187ZM114 185H115V183H114ZM148 185V184H147ZM26 186V187H27ZM41 186V188H38V187H40ZM50 186H52V187H50ZM54 186V187H53ZM109 186H110V188H109ZM205 186H206V188H205ZM4 189H3V188ZM96 187V186H95ZM99 187H100V189H99ZM118 188H119V186H117ZM123 187H121V188H119V189H123ZM144 188V187H146V188H144V189H146L148 192H146L144 189V191L148 194H144V195H146V196H144L143 195V193H145V192H141L142 191V189H140V192H141V194H139L138 193V189L139 188ZM17 188H18V191H16L17 190ZM50 188H52V189H50ZM114 188V189H113ZM137 188V189H136ZM4 191H3V190ZM8 190L7 191V193H6V190ZM96 189H99V190H97L96 191ZM102 189V190H101ZM15 190V191H14ZM50 190H52V191H50ZM110 190L111 191V193H110V196H108L107 194H109V192L108 191ZM118 190V189H117ZM134 190H136V192L138 193V196L139 195H142V197L141 196H139V197H137V196H135L137 193L135 192V194H134ZM24 191H26L25 189H24ZM56 191V192H55ZM59 191V190H58ZM97 193H96V192ZM100 191V192H99ZM103 191H104V194L106 195V196H108L107 198H105L104 196H103ZM115 191H116V193H115ZM203 191V190H202ZM240 191V190H239ZM12 192V196L11 195H9V193H11ZM14 192V193H13ZM16 192V193H15ZM52 192V193H51ZM91 192H89V194H92ZM102 192V193H101ZM105 192H108V193H105ZM205 192V191H204ZM203 192V193H204ZM20 193V194H19ZM29 193V194H28ZM33 193H35V194H33ZM96 193V194H95ZM101 193V194H100ZM113 193H115V194H113ZM124 194L125 196H121V195H119V194ZM5 194V195H4ZM23 194V195H22ZM53 194V195H52ZM100 194V195H99ZM117 194V196L116 197H114V199H116L117 197H119V198H117V199H123L122 197H125L126 199V201L124 202V199H123V201L121 202V200H114V201H111L112 200V197L113 196H115ZM205 194H208V193H206L205 192ZM239 194H241V191L239 192ZM10 197V199H8L9 197ZM38 195V194H37ZM102 195V196H101ZM113 195V196H112ZM133 195V196H132ZM0 196V197H1ZM29 196V197H28ZM90 196H92V195H88V197L89 198H92V197H90ZM101 196V197H100ZM112 196V197H111ZM18 197V198H17ZM21 197V198H20ZM34 197V198H33ZM53 197V198H52ZM88 197H87V199H88ZM98 197H100V198H98ZM102 197H104V198H102ZM129 197V198H128ZM131 197H133V198H131ZM135 197V198H134ZM137 197V198H136ZM20 198V199H19ZM30 198H33L32 199V201H29V199ZM86 199V200H87ZM95 199V198H94ZM135 199V200H134ZM140 199V200H139ZM31 200V199H30ZM89 200H90V202L91 201H93V198H92V200L91 199H88V202H89ZM93 201V202H97L98 203V205H99V209L100 208H103L102 206H101V203L100 202H98V201ZM143 200V201H142ZM9 201V202H8ZM49 201V200H48ZM135 201V202H134ZM201 201V200H200ZM199 201V204L201 203ZM204 201V199H202V204H201V206H203V202ZM9 204H8V203ZM12 202V203H11ZM29 202H30V204H29ZM55 202V203H54ZM62 202H63V204H62ZM89 202V203H90ZM93 202H91V204H90V206L88 205V204H86V206L88 205L90 208H88V206L86 207V209H85V206H84V210H86V212L88 213V214H90V213H92L93 211H97L98 210V206L96 205V204H93ZM110 202H111V204H110ZM130 202V203H129ZM143 204H142V203ZM15 203V204H14ZM28 203V204H27ZM32 203V204H31ZM87 203V202H86ZM117 203H115V204H117ZM122 203V204H121ZM123 203H124V205L125 206H122L123 205ZM127 203V204H126ZM146 203H148V202H146ZM6 204H7V206H6ZM64 204H66V206L64 205ZM104 204V205H105ZM107 204V205H108ZM133 204V205H134ZM137 204V203H136ZM17 205V206H16ZM28 205L29 206H31L30 208L28 207ZM64 205V206H63ZM108 205V206H109ZM25 206V207H24ZM71 206V209L70 208H68V207H70ZM92 206H96V210L95 209H92V208H94V207H92ZM106 206V205H105ZM57 207L60 209V210H58L57 209ZM64 207L66 208V209H64ZM7 208H9V209H7ZM19 208V209H18ZM42 208V209H41ZM68 208V209H67ZM183 208V207H182ZM178 208L177 209V211L175 212V213H178V216H180V218L177 216V218H179V220L182 218V222L180 223V224H182L183 223V221L185 220V221H187V219H189L188 220V222L189 223H191V226H190V228L191 227H193L192 229H191V231L190 232H188L189 230H190V228H188L189 227V223L188 224H186V223H183L182 224V226L184 227V229L187 231L186 233H185V230H183L182 228L183 227H181V229L179 230V232L181 233V235H179V237L180 236H182V233H183V236H184V233H185V235L187 236V233L189 234V233H191L192 231L193 232H198V231H201L200 233L198 232V234L199 235H203L204 233H206V235H207V233L209 234L210 232L208 231H202V229H203V226L200 224V220H201V217L198 215H196V217H198L197 219L199 220H197L198 222H193L192 221V219H190V217L192 218V216H194V214H192L191 216L189 215V216H185V215H183L182 213L183 212H186V211H184V210H186V209H188V208ZM9 210V212L12 214H10L7 210ZM12 209V210H11ZM35 209H37V210H35ZM38 209H41V210H39L40 212H38ZM62 209H63V211H62ZM170 209V208H169ZM172 209V208H171ZM207 209V208H206ZM29 210V211H28ZM35 210V211H34ZM45 210V211H44ZM56 210L59 212H57L56 213ZM90 210H91V212H90ZM189 210V209H188ZM191 210V209H190ZM190 210L188 211L189 213H190ZM208 210V209H207ZM44 211V212H43ZM89 211V212H88ZM129 211V210H128ZM158 211V210H157ZM157 211H155L154 209H153V211H151V213L150 212H148V213H144V216L143 215H138V217H137V215H133L134 217H132L133 219H138V218H140V219H138L139 221H141V222H138L137 220L135 221V220H132V222L133 223H137V225H133V226H135V228H134V230H130L131 232H134V233H131V232H129L128 230V232L129 233H131L130 235H132V234H134L132 237L130 236V235H128V233L127 232H125L126 230H122L124 233H121L122 231L120 230V227L118 226V223H117V227H115L116 226V220L114 219V218H111L110 217V220H112V221H110V220H104V218L103 219H100L98 216H96V217H98V218H96V220L98 221L97 223L98 224H101L102 223V221H104V223H102L101 224V226L103 227V225L105 226L106 224H108V225H106V227H107V229H106V227H104V228H102L100 225V228H102L101 230L99 229L98 231H97V229H96V233L95 234H97L98 233V235L97 236H99V234H101L102 233V235H104V231H105V234H106V236H111L112 235V239H113V237L114 236H116V238H115V240L114 241H118V240H120V241H118L117 243H118V245H116L117 243H115L114 241V245H113V242L112 243H108L107 242V244L105 245V242H104V245H103V242L99 245V247H98V249L96 250V247H95V245H93V243H92V240H90V241H88V238L86 239L87 241H84L85 239H83V241L85 242L84 244H88V242H89V246H91L92 248H93V246H94V249H95V253L94 254H89L88 252H85V253H83L82 251H80V248H79V252L77 253V252H75L74 250V248H72V247H68L67 245H65L66 246V248H65V246H64V249L62 248V250L63 251H65V252H61V251H59L58 249H55L52 253H50L48 256L49 257H47V260H46V264H101L102 262V259L104 260V262H106V264H124L125 262H127V261H124L123 260V256H124V254H126L125 252H126V248L124 249H120V250H117L118 248L117 247H119V248H121V247H127L128 248V246H130L131 245V247L134 245V246H137V244L138 243H141L140 241H143L142 243H147V244H149V246H147V244H146V247H145V245L143 244V248H141V247H139V244H138V246L137 247H130L131 248V250L132 251H130V249H127L128 251H130V252H128L127 251V254L129 255V256H133L132 257V259L131 258H129V256L127 255V257L126 256H124L125 258V260L127 259L128 260V258H129V260L128 261H132V263H137V262H133V259L135 260V261H137V259H138V262H140L139 260L142 258V256L143 257H145V258H147L148 256H149V251L150 250H152V251H150L151 252V254L150 255H154V254H158L159 255V257H160V255L162 256V255H164L165 256V258H164V256H163V258L164 259H166V260H162V257H161V259H159L158 258V256L156 257L155 255L153 256V258H152V256L150 257L149 256V258H150V261L152 262V264H155V263H157L156 262V260H157V258L161 261L160 263L158 262L157 264H161V263H163L164 264V261H165V264H172V262L174 263V264H183L182 262H183V260H184V262H186V263H184V264H193L192 262H194V264H200V263H208V262H206L205 260H203V261H201L200 259L201 258H199L198 257V259H197V256L199 255L198 254V250L199 249H197L198 248V246L201 244V241L199 240V243H198V241L196 242L195 241V238L197 237V238H199V237H201V236H197L196 234H194V235H196L195 237H194V235H193V233H192V237H189L190 235H188V239H191L192 240V238L194 237V240H190L189 242H193V241H195V243L194 244H196L197 243V247L196 246H194L192 243H191V245H193V246H189V244L190 243H187V239H184V237L186 238V236H182L183 237V239L184 240H186V242L184 241V240H182L181 238L182 237H180L179 238V240H177V242H176V239H175V241H174V237H176L175 235H174V233L173 232H171L170 233V231H169V233H168V229L166 230V228H167V223L169 222V223H171V222H173L174 220H173V215L174 216H176L177 214H175L174 213V211L173 210H168L167 208L166 209H163V210H160V212L158 213V216H157V214L156 213H154V212H157ZM164 211H166V212H164ZM173 211V212H172ZM169 214H168V213ZM171 212V213H170ZM194 212V211H193ZM14 213V214H13ZM22 213V214H21ZM33 213V214H32ZM87 213H84L85 215L87 214ZM165 213V214H164ZM188 213V214H189ZM38 214H41V215H38ZM56 214H57V216H56ZM63 214H61V216L63 215ZM87 214V215H88ZM160 214V215H159ZM171 214V215H170ZM173 214V215H172ZM186 215H188L187 213H185ZM191 214V213H190ZM56 217H55V216ZM148 215V216H147ZM185 216L184 218H187V219H184L183 218V216ZM5 216V217H4ZM10 216H13V217H10ZM18 216V217H17ZM24 216H25V218H24ZM28 216H30V218L28 217ZM46 216V217H45ZM28 219H27V218ZM152 217L154 218L153 220H152ZM159 217H160V219H159ZM165 217H166V219H165ZM195 217V216H194ZM210 218H211V215L209 216ZM10 218V219H9ZM17 218V219H16ZM37 218V219H36ZM42 218V219H41ZM50 218V216L48 217V221L51 219ZM164 218V219H163ZM175 218V217H174ZM230 218H232V216L230 217ZM16 219V220H15ZM18 219H20V221L18 220ZM23 219H24V221H23ZM86 219V216H84L83 217V219L81 218L80 219V221H79V223L80 222H84V221H86L85 220ZM106 219H109V217L107 216L106 217ZM113 219H114V222H113ZM169 219H172L173 221H169ZM194 219H196V218H194ZM193 219V220H194ZM239 218H237V220H238ZM27 220H29V221H27V223H25ZM30 220H32L31 222H30ZM41 222H40V221ZM154 220H155V222H154ZM160 220V221H159ZM162 220V221H161ZM176 220V219H175ZM178 220V219H177ZM176 220V221H177ZM191 220V221H190ZM232 221H233V223H236L237 221H236V218H232L231 219ZM16 221V222H15ZM36 221H37V223H36ZM47 221V222H48ZM108 221H110V222H108ZM135 221V222H134ZM145 221V222H144ZM156 221H157V223H156ZM164 221H166V222H164ZM196 221V220H195ZM236 221V222H235ZM13 222H15V223H13ZM22 223V225L20 224V225H18V223ZM99 222H101V223H99ZM108 222V223H107ZM163 223V225H162V223ZM239 222V221H238ZM237 222V223H238ZM30 223H31V225H30ZM35 223V224H34ZM82 223H80L79 224V226H81V228H82V226H83V224ZM86 223V222H85ZM84 223V224H85ZM115 224V225H113V224ZM132 223V224H133ZM160 223V224H159ZM166 223V224H165ZM195 223H197V226H198V228H199V226H200V228H201V230H199V229H195L196 227H195ZM8 224V225H7ZM11 224H13V225H18L20 228L21 227H24V228H21V231L23 230V232H21V233H23L22 235H19V237H15L16 239H18V240H15V238L14 237H11V238H13L12 240H10V238L8 237L7 239L10 241V242H8V240L6 239V238H4V237H7L8 235H7V233H9V231L11 232V228L13 227V225L12 226H10ZM28 224H29V228H30V226H32L30 229H28ZM34 224V225H33ZM40 224V225H41ZM51 224V223H50ZM144 224V225H143ZM148 224V225H147ZM154 224V225H153ZM185 224V225H184ZM192 224H195L194 226H192ZM200 224V225H199ZM6 225V226H5ZM95 225H96V228H99V226L95 223ZM109 225H110V227H109ZM113 225V226H112ZM157 225V226H156ZM162 225V226H161ZM165 225H166V227H165ZM188 225V226H187ZM36 226H38V225H36ZM138 228H137V227ZM146 228H145V227ZM148 226V227H147ZM153 226V227H152ZM240 223L238 224V225H234L233 226V228H236L237 230H243V227H244V230L246 229L245 228V226H244V223H243V227L242 226H240ZM4 227H6L5 228V230L3 229ZM8 227H11L10 228V230L8 229ZM109 227V228H108ZM118 227H119V229H118ZM152 227V228H151ZM162 227V228H161ZM195 227V228H194ZM241 227H242V229H241ZM33 228V229H32ZM115 228H117V229H115ZM140 228H141V230H140ZM109 229H113V231L111 232ZM122 229V228H121ZM148 229V230H147ZM188 229V230H187ZM196 231H195V230ZM8 230V231H7ZM109 231V233H108V231ZM117 230H120L119 232L117 231ZM138 230V231H137ZM143 230V231H142ZM153 230V231H152ZM145 231V232H144ZM150 231V232H149ZM158 231V232H157ZM7 232V233H6ZM34 232V233H33ZM38 232V234H40ZM107 232V233H106ZM118 232V233H117ZM156 232V233H155ZM196 232V233H197ZM110 233H112V234H110ZM114 233H117V234H114ZM119 233H120V235H119ZM126 233V234H125ZM139 233V234H138ZM27 236H26V235ZM107 234H110V235H107ZM121 234L123 235L122 237H121ZM138 234V236H136V235ZM141 234H142V236H141ZM148 234V235H147ZM211 234V233H210ZM5 235V236H4ZM9 235H10V233H9ZM30 235V236H29ZM32 235V236H31ZM83 235V234H82ZM82 235H81V237H82ZM102 235H100V236H102ZM126 235V236H125ZM140 235V236H139ZM144 235H146V236H144ZM154 235V236H153ZM158 235V236H157ZM172 235H174L173 237H172ZM99 236V237H100ZM120 236V237H119ZM129 236H130V238H134L135 237V241L136 240H138V241H136V244H132L133 242H134V240H133V242H132V239H130L129 240ZM151 236V237H150ZM36 239H35V238ZM86 237V236H85ZM125 237V238H124ZM126 237H128V238H126ZM141 238V240H140V238ZM153 237V238H152ZM168 237H169V239H168ZM203 237H205V238H201V239H203V241H204V239H206V241H205V243H206V245H204L205 247L208 245V246H211V245H209V243L207 244V240H208V242H210L211 243V238H206V236L205 235H203ZM207 237H211V235H207ZM28 238V239H27ZM83 238H84V236H83ZM119 238H123L124 240H128V241H126V243L127 244H129V245H126V243H125V241L124 242H122V240L121 239H119ZM138 238V239H137ZM164 238H165V240H164ZM1 239H2V241H3V239H4V241L2 242L1 241ZM26 239V240H25ZM33 239H35L34 240V243H33ZM58 240H59V238H57ZM117 239V240H116ZM146 240V241H144V240ZM161 239V240H160ZM178 239V238H177ZM180 239H181V241H180ZM5 240H7V241H5ZM13 240H15V241H13ZM30 240H31V242H30ZM38 240V241H37ZM153 241V243H150V242H152ZM168 240V241H167ZM14 243H13V242ZM19 241V242H18ZM29 241V242H28ZM35 241H37V243L38 242H40L39 244H38V246H39V249H38V247L36 246L37 244L35 243ZM130 241V242H129ZM148 241V242H147ZM178 241H180L181 243H182V245L180 244V242H178ZM202 241V242H203ZM5 242V243H4ZM8 244H7V243ZM12 242V243H11ZM22 242V243H21ZM91 242V243H90ZM122 244H124V245H122ZM132 242V243H131ZM138 242V243H137ZM170 242V243H169ZM175 242V243H174ZM21 243V244H20ZM135 243V242H134ZM156 245H155V244ZM177 243H179L178 245H177ZM4 244H7V246L6 245H4ZM30 244V245H29ZM31 244H33V245H35V246H33V245H31ZM87 244L85 245V246H87ZM119 244H121V245H119ZM188 244V245H187ZM199 244V245H198ZM107 245H109V246H107ZM111 245V246H110ZM112 245H113V250H112V248H110V247H112ZM142 245V244H141ZM140 245V246H141ZM180 245H181V247H180ZM185 246V248H184V246ZM203 245V244H202ZM10 246V247H9ZM105 246V249L104 248H102V247H104ZM109 247V248H107V247ZM117 248H115V247ZM183 246V247H182ZM204 246H203V248H204ZM207 246V247H208ZM4 249H3V248ZM7 247V248H6ZM36 247V248H35ZM88 247V246H87ZM141 248V249H139V248ZM147 247H151L152 249H150L149 248V250H148V253H146V256H147V254H148V256L146 257L145 256V254L143 255V253L144 252H147V250L146 251H144L145 250V248H147ZM153 247H154V249L155 250H153ZM156 247V248H155ZM161 247V248H160ZM189 247V248H188ZM196 249H195V248ZM199 247H201V246H199ZM206 247V248H207ZM72 249L71 251H69L70 249ZM107 248V249H106ZM136 248H138V251H133V250H135ZM205 248V249H206ZM211 248V247H210ZM3 249V250H2ZM7 249V250H8ZM34 249H36L35 251H34ZM66 249H67V251H66ZM82 250H83V248H81ZM102 250V252L100 251V253H103L104 251L106 252V255H105V253H103L104 255H102V254H98L99 253V251L98 250ZM104 249V250H103ZM144 249V250H143ZM157 249V250H156ZM185 249V250H184ZM195 249V250H194ZM7 250H4L5 251V253H4V255H2V256H6V254H7V256L5 257L7 260V263H5L6 261H5V259L4 258H2V261H4L2 264H8L9 262H11V259H9V258H11V256L14 254H11V251H9V253H8V251ZM56 250L58 251V254H57V252H56ZM61 250V249H60ZM110 250H111V254L110 255H112V253H114V250H116V251H118L117 252V254L115 253L114 254V256H117V257H111V256H109L107 253H108V251L110 252ZM121 250H124V251H121ZM137 250V249H136ZM159 250V251H158ZM171 250V251H170ZM173 250V251H172ZM187 250V251H186ZM207 250V251H206ZM205 250V253H208V251L210 250L211 251V249H209L208 250V248ZM6 251H7V253H6ZM76 251H78V250H76ZM86 251V250H85ZM142 252V253H140V252ZM54 252L56 253V254H54ZM72 252H75V253H72ZM124 252V253H123ZM135 252H139L138 253V258H136V256L134 257V255L133 254H135ZM152 252H154L153 254H152ZM159 252V253H158ZM161 252V253H160ZM189 252V253H188ZM197 252V253H196ZM80 253V254H79ZM119 253H121V254H123V255H121V259L119 258ZM132 253V255H130ZM137 253L135 254V255H137ZM195 253V254H194ZM210 253V252H209ZM209 253L207 254L208 256H206V254H205V256L204 255H201V256H204L205 258L206 257H208L209 258V260H207V261H209V262H211L210 260H211V257H210V255H209ZM9 254H11V256H9ZM61 254V255H60ZM89 254V255H88ZM97 254V255H96ZM141 255V258H140V255ZM211 254V253H210ZM93 255V256H92ZM99 255V256H98ZM100 255H102V256H100ZM192 255V256H191ZM196 255V256H195ZM98 256V257H97ZM113 256V255H112ZM177 256V257H176ZM184 256H185V258H184ZM54 257V258H53ZM61 257V258H60ZM74 257H78V258H75V260H73L74 259ZM91 257V258H90ZM109 257V258H108ZM168 259H167V258ZM170 257V258H169ZM187 257V258H186ZM189 257V258H188ZM72 258V259H71ZM83 258V259H82ZM85 258H87V259H85ZM94 258V259H93ZM96 258H99V259H96ZM102 258V259H101ZM118 258L121 260V262L118 260ZM140 258V259H139ZM149 258H147V259H145V262L146 261H149ZM155 258V259H154ZM175 258V259H174ZM184 258V259H183ZM194 258V259H193ZM203 258V257H202ZM204 258V259H205ZM4 259V260H3ZM53 259H55V260H53ZM64 259V260H63ZM153 261H152V260ZM183 259V260H182ZM188 259V260H187ZM189 259H191V260H189ZM196 259V260H195ZM10 260V261H9ZM60 260V261H59ZM83 260V261H82ZM88 260V261H87ZM90 260V261H89ZM91 260H93V262H91ZM97 260V261H96ZM98 260H100V261H98ZM106 260V261H105ZM123 260V261H122ZM143 260H144V258L142 259V262H143ZM155 260V261H154ZM168 260V262H166ZM169 260H171V261H169ZM173 260V261H172ZM47 261H48V263H47ZM64 261H66V262H64ZM72 261V262H71ZM149 261V262H150ZM180 261V262H179ZM192 261V262H191ZM200 263H199V262ZM98 262V263H97ZM101 262V263H100ZM103 262V263H104ZM120 262V263H119ZM123 262V263H122ZM149 262H147L148 264H150ZM177 262V263H176ZM12 263V262H11ZM10 263V264H11ZM102 263V264H103ZM129 264L131 263V262H128ZM131 263V264H132ZM146 263V264H147ZM202 263V264H203ZM125 264H127V263H125ZM138 264V263H137ZM139 264H143V263H139ZM145 264V263H144Z\"/></svg>",
	"mask_w": 264,
	"mask_h": 264
},
{
	"label": "bare ground",
	"instance_id": "2",
	"mask_svg": "<svg viewBox=\"0 0 264 264\" xmlns=\"http://www.w3.org/2000/svg\"><path fill=\"white\" fill-rule=\"evenodd\" d=\"M121 1V0H120ZM125 1V0H124ZM149 1V0H148ZM166 1V0H165ZM171 1V0H170ZM173 1V0H172ZM177 1V0H176ZM179 1V0H178ZM183 1V0H182ZM182 1H179V2H182ZM205 0H203V2H204ZM229 1V0H228ZM174 3H175V1H173ZM172 2V3H173ZM178 2V3H179ZM197 2V1H196ZM195 2V3H196ZM202 2V1H201ZM200 2V0H199V3H201ZM202 2V3H203ZM206 3H207V0L205 1ZM204 2V3H205ZM211 2H213L212 0H211ZM210 2V3H211ZM248 2H249V0H241V4L239 3V5H242L243 6V8L245 9L246 7V5H248ZM126 3V2H125ZM171 3V2H170ZM173 3V4H174ZM177 3V2H176ZM176 3H175V5H176ZM209 3V2H208ZM209 3V4H210ZM232 3V2H231ZM41 4V3H40ZM166 4V3H165ZM183 4H185V6L187 5L185 2L183 3ZM182 4V5H183ZM208 4V5H209ZM215 4V3H214ZM213 4V5H214ZM172 4H170V6H171ZM201 5H203V4H201ZM207 5V4H206ZM207 5V6H208ZM238 5V6H239ZM124 6V5H123ZM166 6H167V4H166ZM169 6V5H168ZM178 6V5H177ZM204 6V5H203ZM202 6V7H203ZM141 7V6H140ZM145 7V6H144ZM211 7V6H210ZM143 8V7H142ZM164 8V7H163ZM167 8V7H166ZM177 8V7H176ZM176 8H173V10L174 9H176ZM204 8V7H203ZM206 8V7H205ZM212 8H213V6H212ZM234 8H237V7H234ZM240 8V7H239ZM242 8V7H241ZM178 10H179V7L177 8ZM184 9V8H183ZM187 9H189V8H187ZM208 9V7L206 8V9H204V10H207ZM203 10V9H202ZM204 10H203V14H202V16H206L207 15V11H211V9H208L207 11H205V13H204ZM213 10V9H212ZM231 10H232V8H231ZM236 10V9H235ZM169 11H171L170 9H169ZM175 11V10H174ZM117 12V11H116ZM165 12H166V10H165ZM172 12V11H171ZM184 12V11H183ZM213 12V11H212ZM225 12V11H224ZM227 12V11H226ZM117 13H119V12H117ZM122 13V12H121ZM155 13V12H154ZM174 13V12H173ZM172 13V14H173ZM176 13V12H175ZM178 14H179V12H177ZM223 13V12H222ZM234 13H235V11H234ZM234 13H232V12H230V13H226V14H224V15H222V16H216L217 18L214 20V24H212L213 25V28H215V29H213V30H217V32L216 33H214V40L213 41H218V43H212V45L210 44V42H209V44L208 45H210L211 46V52H210V50L208 51V53L207 54H211V60H209V64H211V66L209 65V64H207L206 66H209V67H211V79H206V74H205V72H204V68L206 67V66H204V68L202 69L203 70V72H204V74L205 75H203V76H205L204 78L206 79V80H208V81H210L209 82V84H211V86H209V84L207 85V84H205L204 83V81H202V83H204L203 85H201V87H199V89H198V92L196 91V90H194V91H196L198 94H194V95H198L199 96V98H200V96H202L201 97V99L202 98H206V97H208L209 95H208V93H209V90H211V92L209 93V94H211V96H209L211 99V101H216V99H218V98H222L223 96H225L224 94L225 93H227L226 92V90H227V87L230 85L231 87H232V85H233V88H235V89H233V91L234 90H236V92H239V99L237 100L236 99V103H235V105H236V107H237V110H239V112L238 113H240V117H242L241 118V120L244 122L243 124H245V128H242L243 126L240 124V123H238V124H240L241 126H239L238 124H236V122H234L232 119H231V117H229V116H227V114H225L224 116H223V114H222V117H221V114H220V117L215 113V114H213L214 115V117L213 116H211V121H210V125H211V128H208V133H210V134H207V135H209L210 137H211V140L210 141H212V143H214L215 144V147H218L219 146V148L220 149H218V151L220 150L221 151V148L223 149V152H224V154H225V158L223 159V162L221 163V164H218V165H216V168L214 169V171H211V175H209V176H211V177H209L208 179L209 180H207V181H203V182H205V185L208 187L207 189H209L210 190V192L208 191V190H206V189H203L202 187L204 186H199V185H196L195 183V185L194 184H192L191 183V181H190V179L187 177V175H186V173H188V172H186V173H183V172H180V169H181V167H180V169H178L176 166H175V162L173 163H171V161L170 160H168V158H166V159H164L163 157L162 158H160V157H158V154L157 155H155V156H157V157H155V156H153V153L151 154L150 153V151L148 152V153H150V155L148 154V155H146V154H136V152L138 151V152H140V150L141 151H144L143 149H145V148H147V147H145L144 146V143L146 144L147 143V141H148V139H146L147 141L145 142L144 140H145V138L146 137H149V138H151V139H149V141L151 140H154L153 139V137H154V135L157 133V132H153V131H155L156 129H157V131L158 130H164V129H167V128H165L167 125L166 124H168V123H170L169 121L171 120L172 121V118H173V116L174 115H177L176 114V111H177V107H179L178 105H179V102H180V100L181 99H183L184 98V96L182 97L181 96V94H182V91H180L181 92V94H178V93H175L174 94V92H172L175 88H177V87H175L173 90L170 88L168 91L166 90V93H170L169 91H171L172 92V95L171 96H173V94H174V96L173 97H170V95L168 96L166 93H164L163 94V92L162 93H160V94H158V95H155V96H153V95H151V96H145L144 95V97H142V98H135L136 99V101H134V102H132V104L129 102V104L135 109L134 110V113H131V112H133V110L131 111V112H129V113H131L130 115H128L127 117L128 118H126V115L124 116V119L122 120V119H119L120 121H121V123L123 122V127H121L122 128V131H123V129L124 130H128V134L127 133H124V131H123V133L124 134H127L126 135V137H125V140H126V142H124L125 144H126V147L124 146H121V145H116V144H122L121 143V141L123 140V137H124V135H123V137H122V135L120 136L119 135V138L117 137L118 136V133H119V131L121 130L120 129V126H122V124L121 125H117L118 126V128L117 127H115V124H114V127H115V129L117 130V131H115L113 128L114 127H111L110 125H108L107 124V126H110V127H105L106 125H105V120H104V115H103V111H102V106L103 107H105V103H107L108 101H107V99H104L105 97H106V95H105V97H104V93H102L103 92V90H105L104 88H103V90H101L102 89V85H101V83H102V81L100 80V83L99 82H97V80L98 79H101L99 76H97V78H94L92 81H88V85L89 84H91V88H93V90L94 91H96L98 94H99V98H96L95 97V95H94V92H93V94L92 95H94V96H92L91 94V96H89L88 97V95H89V93H87L88 95L87 96H85V98L87 97V101L89 102V104L92 106V109H93V118H92V120L91 119H89L90 117H88L87 116V114H86V112H83L80 108H78V107H76V108H74L73 110H72V115H73V118H72V116H68V117H65V115L63 114V111L61 112V110H58V108L57 109H54L55 110V113H54V115L53 114H51L50 113V111H49V109H47L48 107L46 106L47 104H45V102L46 101H43V100H36V98H35V94H34V92H35V84L37 83V79H36V81H35V83H33V84H30L29 86H28V84H27V86L28 87H24L23 89H22V92H21V90L19 89V91H20V93L19 94H21V95H18V96H21L20 98H21V107H20V105H18L19 106V108H21V110H22V112L24 113V115L25 116H27L30 120L28 121V125H29V131L31 132V137L32 136H34L35 138H36V140L35 141H38V142H34V145H35V143H36V147L34 148L35 149V153L34 152H32L31 150H29V152H32V153H34V155L37 157V158H40V159H42L43 160V162H46L47 164H52V166H55V167H57V171H59L60 170V166H61V164L62 163H64L65 161L67 162V161H70V163H68L70 166V168H79L80 166H87V167H90V169L92 170H90V172L89 171H86L85 173L86 174H84V172H83V174L82 175H80V174H74V176H71L72 177V179L71 180H68V181H70V183H68V184H65V182H64V184H63V182H61L64 186H62V184L60 185V187H61V189L59 188L58 190H57V192H58V196H57V198L55 197L56 195V193L54 194V198H56L55 199V202L57 203V201H59V204L61 203V201H66L65 203L67 204V206H69L70 204H71V206L72 205H74V207L71 209V206L70 207H68V208H70L71 210L69 211V212H67L68 210H66V211H63V209H62V211L63 212H66V213H61V214H63L62 216H61V214H60V216L59 217H56L57 216V214L59 213L57 210H56V218L57 219H55V222L54 223H52L53 221H51L54 217H53V213L55 212L54 210L56 209V207L55 208H52L53 209V211H51V212H53L52 214H51V212H50V214H47V215H49L50 216V218H51V216L53 217V218H51L49 221H48V217H46L47 219V221H43V219H42V222H44V223H40V224H38L37 223V221H36V225H38V226H36V225H34L36 228H35V230L36 229H38L40 226V228H41V232H39L40 234H38V232L36 233L37 235H40V236H37L36 238L38 239L39 237L41 238V241H42V245L40 246L41 248L39 249V246H38V244L40 243V242H38L37 243V241L38 240H40V238L37 240V241H35V243L37 244H35L37 247H38V249L39 250H37V251H35L36 249H34V251L35 252H33V251H31V250H33V249H30L32 246H30V248H28L27 246V244L26 243H24L25 244V246L23 245V247H21V248H16V249H18L17 251H15V253L13 254L12 253V251L11 250H9L7 247V249L9 250V251H11V254H13L12 256H11V254H9V256H11V258H9V259H11V262H9L8 264H46L45 262H46V260H47V257H49L48 255L50 254V253H52L55 249H58L59 251H61L62 253L63 252H65V251H63L62 250V248L64 249V246L65 245H67L68 247H72V248H74L75 250V252H79V248H80V251H84L83 253H85V252H88L89 254H94L96 251H95V249H94V246H93V248L91 247V246H89L90 244H89V242H88V244H87V246H85L86 244H84L85 242L84 241H87L86 239L88 238V241H90V240H92V243H93V245H95V247H96V250L98 249V247H99V245L103 242V245H104V242H105V245L107 244V242L110 244V243H112L114 240H115V238H116V236H114L113 237V239H112V235L111 236H106V234H105V231H104V235H102V233L101 234H99V236L100 235H102V236H97L98 235V233L97 234H95L96 233V229H97V231L100 229H102V228H104V227H106V225H108L109 223L108 222H110V221H112V220H110V217L111 218H114L117 222L115 223L116 224V226L115 227H117V223H118V226L120 227V230L122 231H124V230H126L125 232H127L128 233V235H130L131 233H134V232H131L130 230H134V228H135V226H133V225H137V223L135 224V223H133L132 222V220H137L138 222H141V221H139L138 219H140V218H138V219H133L132 217H134L135 215H137V217H138V215L140 216V215H143L144 216V213H148V212H150L151 213V211H153V209L155 210V211H159L160 212V210H163V209H168L169 211L170 210H175L174 211V213L177 211V209L179 208H188L189 210H190V213L188 212L189 210L188 209H186V210H184L183 208V210L184 211H186V212H183L182 214L183 215H185V216H191L192 214H194V216H192V218L190 217V219H192V221L193 222H198L199 220L197 219L198 217H196V215L198 216H200L201 217V220H200V224L203 226V229H202V231H209L210 233L208 234L207 233V235H211V237H207V235H206V233H204L203 235H205L206 236V238L208 239V238H211V243L210 242H208V240H207V244L209 243V245H211V246H206L207 248H208V250L209 249H211V251L209 250L208 251V253H209V255H210V257H211V262H209V261H207V260H209V258L208 257H204L205 256V254H206V256H208L207 254L208 253H205V250L207 249L204 245H206V243H205V241H206V239H204V241H203V239H201V238H205V237H203V235H199L198 234V232L200 233L201 231H196L195 229H199V230H201V228H200V226H199V228H198V226H197V223H195V224H192V226H194L195 225V231L197 232H191V233H187V236L185 235V233L187 232L185 229H184V227L182 226V224L183 223H186V224H188L189 222H188V220L189 219H187V218H184L185 216H183V218L184 219H187V221H183V223L182 224H180L181 222H182V218L179 220V218H180V216H178V213H175V214H177L176 216H174L173 214V220L172 219H169V221L171 222V221H173V222H171V223H167L166 221H164V222H166L167 223V228H166V230L168 229V233H169V231H170V233L171 232H173L174 233V235L176 236V237H174V241H175V239H176V242H177V240H179V238L180 237H182L183 236V233H182V236H180L179 237V235H181V231L179 232V230L181 229V227H183L182 229L183 230H185V233H184V236H186V238L184 237V239H187L188 241H187V243H190L189 244V246H196L197 247V243L196 244H194L195 243V241L197 240L198 241V243H199V240L201 241V244L199 245V246H201V247H199L198 246V248L197 249H199L198 250V256H197V259H198V257L199 258H201L200 260L201 261H203V260H205L206 262H208V263H203V264H264V73H263V71H262V65H261V67L259 68L258 67V65H256V64H253L250 60L248 61V58L246 59L245 57V59L244 58H242V56H241V58H242V60H240V59H237L238 61L237 62H234V64L231 62V61H234V59H235V57L237 56H235V51H233V49L231 48L232 47V45L231 44H224V43H221L222 45L224 44V46H222L221 45V48H219V47H217V46H219V42L222 40H220V38L222 37L221 35L222 34H224L225 35V33H227V32H229V34H230V31L231 30H233V26H232V24H233V14ZM120 14V13H119ZM118 14V15H119ZM178 14H177V16H178ZM188 14V13H187ZM201 14H200V19L201 18H203L202 16H201ZM117 15V14H116ZM147 15V14H146ZM170 15V14H169ZM174 15V14H173ZM176 15V14H175ZM186 15V14H185ZM220 15H221V13H220ZM236 15V14H235ZM142 16H144V15H142ZM188 16V15H187ZM196 16V15H195ZM264 16V15H263ZM117 17V16H116ZM123 17V16H122ZM146 17V16H145ZM179 17V16H178ZM181 17V16H180ZM179 17V18H180ZM185 17V16H184ZM191 17V16H190ZM209 17V16H208ZM119 18H121V17H119ZM167 18H169L168 20L169 21H171L170 23H172V24H177V22H178V20L179 19H177L176 17H175V19L174 18H172V16H170V17H167ZM249 17L248 16H243V19H242V17H241V19L239 20L240 22H242L243 21V24L244 23H249V22H247V21H249L250 19H248ZM124 19V18H123ZM163 19V18H162ZM161 19V20H162ZM171 19V20H170ZM244 19H246V21L244 22ZM181 20H182V22H183V19H182V17H181ZM185 20V19H184ZM203 20V19H202ZM201 20V21H202ZM242 20V21H241ZM167 21V20H166ZM165 21V22H166ZM198 21V20H197ZM258 21H260V20H258ZM179 22H181V21H179ZM185 22H186V20H185ZM185 22H183V23H185ZM239 22V23H240ZM116 23V22H115ZM186 23H188V21L186 22ZM186 23H185V25H186ZM204 23V22H203ZM197 25H199L198 24V22L196 23ZM237 24V23H236ZM259 24V23H258ZM179 24H177V26H178ZM185 25H183L184 27H187V25L185 26ZM211 25V24H210ZM257 25V24H256ZM193 26V25H192ZM237 26V25H236ZM240 26V25H239ZM167 27V26H166ZM198 27V26H197ZM210 27H212V26H210ZM209 27V28H210ZM235 27V26H234ZM238 27V26H237ZM179 28V27H178ZM208 28V27H207ZM169 29V28H168ZM165 30V29H164ZM178 30H180V32H177L176 31V35L177 34H183L184 32H181L182 30L181 29H178ZM185 30V29H184ZM187 31H188V33H186V35L188 34V35H190L189 34V31L191 30H188V28L186 29ZM185 30V31H186ZM209 30H211V29H209ZM213 30H211V31H213ZM235 30V29H234ZM233 30V31H234ZM258 30V29H257ZM104 31V30H103ZM132 31V30H131ZM135 31V30H134ZM165 31H166V33H165ZM163 33H165L166 35H167V30H165ZM254 31V30H253ZM119 32V31H118ZM124 32V31H123ZM129 32V31H128ZM127 32V33H128ZM136 32H137V30H136ZM173 32V31H172ZM191 32V31H190ZM248 32H249V30H248ZM251 32V31H250ZM254 32H256V31H254ZM108 33V32H107ZM120 33L122 34V31H120ZM127 33H125L127 36L131 33H129V34H127ZM162 33V32H161ZM235 33H237L238 35H239V33H240V31H239V33L238 32H236L235 31ZM235 33H234V37H235ZM125 34H123L122 35V38H120V40H123V39H125V41H126V35ZM133 34V33H132ZM170 34V33H169ZM169 34L167 35V37H169ZM181 34V35H182ZM247 35V33L245 32L244 33V35ZM248 34H250V33H248ZM252 34V33H251ZM255 34V33H254ZM253 34V35H254ZM120 34H118V36H119ZM125 35V36H124ZM134 35H136V33L135 34H133V36ZM170 35H172L171 37H173V34H170ZM174 35H175V32H174ZM181 35H177V36H180L179 38L180 39H184L185 38V36L186 35H184L183 37L184 38H181ZM209 35H210V33H209ZM212 35H213V33H212ZM237 35V36H238ZM244 35H242V36H244ZM252 35V36H253ZM123 36H124V38H123ZM132 36V35H131ZM133 36H132V38H133ZM221 36V37H220ZM236 36V37H237ZM240 36V35H239ZM249 36V35H248ZM247 36V37H248ZM256 36V35H255ZM130 37V36H129ZM134 37H137V35L136 36H134ZM141 37V36H140ZM139 37V38H140ZM170 37V38H171ZM196 37L198 38V35H196ZM195 37V39L193 40L192 39V41H193V43H192V41L191 42H189L188 41V44L189 43H192V44H194L195 45V43H196V41H198V39ZM210 37V36H209ZM245 37V36H244ZM244 37L242 38V37H238V40H235V41H237L238 43H240V41H239V39L241 40V38H242V41H243V39H244ZM254 37V36H253ZM144 37L142 36L140 39H143ZM147 38V37H146ZM179 38H177V39H179ZM188 38V37H187ZM193 38V37H192ZM200 38V37H199ZM252 38V37H251ZM118 38H116V40H117ZM129 41H130V38H127ZM138 39V38H137ZM137 39H135V40H137ZM172 39V38H171ZM175 39V38H174ZM173 39V40H174ZM197 39V40H196ZM233 38H231L230 40H232ZM250 39V38H249ZM253 39V38H252ZM116 40H111V43H109L110 42V40H107V41H109L108 43L109 44H111L112 45V41L113 42H117ZM144 40V39H143ZM164 40V39H163ZM184 40H186V39H184ZM208 40V39H207ZM75 41V40H74ZM103 41V40H102ZM124 41V40H123ZM122 41V42H123ZM124 41V42H125ZM128 41V42H129ZM138 41H140V40H138ZM168 41V40H167ZM177 41V40H176ZM181 41V40H180ZM179 41V42H180ZM234 41V40H233ZM119 42V41H118ZM121 42V41H120ZM127 42V41H126ZM125 42V43H126ZM146 42H148V39H147V41H145L144 42V44L146 43ZM178 42V43H179ZM222 42V41H221ZM226 42V41H225ZM229 42V41H228ZM246 42V41H245ZM250 42H251V40H250ZM261 42V41H260ZM259 42V43H260ZM263 42V41H262ZM131 43V42H130ZM130 43H126V44H128V45H130V47H134L132 44H130ZM138 43V42H137ZM136 42H135V44H137ZM150 43V42H149ZM148 43V44H149ZM161 43V42H160ZM182 43H183V41H182ZM181 43V44H182ZM234 43V42H233ZM121 44H123V43H121ZM126 44H125V46H126ZM141 45L143 44V41H141V43H140ZM143 44V45H144ZM153 44V46H154V43H152ZM191 44V45H192ZM214 44V45H213ZM251 44V43H250ZM114 45V44H113ZM115 45H119V44H117V43H115ZM132 45V46H131ZM137 45H139V44H137ZM140 45V46H141ZM162 45V44H161ZM186 45V44H185ZM190 44H189V46H191ZM205 45V44H204ZM225 45L227 46V45H231L230 47H225ZM234 45V44H233ZM236 45H237V43H236ZM236 45H235V47H236ZM238 45H243V44H238ZM97 46V45H96ZM109 46V45H108ZM119 46H121V45H119ZM124 46V45H123ZM123 46H122V48H123ZM125 46H124V48H125ZM140 46L139 47H136V48H140ZM145 46H147V43H146V45ZM142 47L141 46V49L140 50H138V51H142V50H144V49H142V48H147V47H149V46H147V47ZM163 46V45H162ZM260 46V45H259ZM102 47V46H101ZM116 47H118V46H116ZM129 46H126V48H128ZM130 47H129V49H130ZM205 47V46H204ZM203 47V48H204ZM235 47H233L234 49H235ZM242 46H240V48H241ZM258 47V46H257ZM83 48H84V45L83 44H79V50L78 49H76V48H74V49H72V53L71 54H68V55H64L63 57H62V60H61V64L59 65V69L61 68V76H59L58 75V78H60V77H68L69 79H72V82H73V84L76 86V88H80V86H82V84H84V83H82L81 82V79H78L76 76H75V72H77V71H75L76 70V64H75V62H74V60H73V54H75V53H81V51H83ZM100 48V47H99ZM110 48V47H109ZM121 48V47H120ZM150 48V47H149ZM155 48V47H154ZM153 48V49H154ZM159 48H160V46H159ZM240 48H239V51L238 52H240ZM112 49V48H111ZM110 49V50H111ZM116 49V48H115ZM151 49V48H150ZM144 50V51H147V52H151V50ZM200 49H202V47L200 48ZM98 50H100V49H98ZM119 49H117V51H118ZM120 50H122V49H120ZM155 50V49H154ZM158 50V49H157ZM204 50V49H203ZM203 50H201L200 52L202 53V51ZM96 51H97V49H96ZM123 51H125V52H123ZM162 51H163V48H162ZM161 51V52H162ZM178 51V50H177ZM183 51V50H182ZM243 51V50H242ZM241 51V52H242ZM245 51V50H244ZM254 51H255V49H254ZM121 53L123 52L124 53V55H122V56H125V55H128L129 53H130V51H126L125 49H123L122 51H120ZM128 52V53H127ZM174 52V51H173ZM172 52V53H173ZM179 52H181V51H179ZM195 52V51H194ZM196 52H198L199 53V50L198 51H196ZM195 52V53H196ZM238 52H237V54H238ZM21 53V52H20ZM152 53V52H151ZM151 53H147V54H150V56H151ZM197 53V54H198ZM201 53H199L200 55H201ZM205 53V52H204ZM204 53H203V55H204ZM220 54V56L222 57V58H217L218 60L220 59V61H217L216 60V58H215V56H216V54ZM244 53V52H243ZM245 53H246V51H245ZM251 54L253 53L254 54V52H250ZM89 54V53H88ZM145 54H146V52H145ZM144 54V55H145ZM173 54H175V53H173ZM206 54V55H207ZM210 54L208 55L209 57H210ZM242 54V53H241ZM260 54V53H259ZM262 54V53H261ZM260 54V55H261ZM81 55V54H80ZM135 54H133L132 52H131V55H130V57H128V56H125L126 57V60H127V64L129 63L130 64V66H132V65H138V67H140L139 68V70L138 71H133L134 70V66H132L133 67V72L131 73V75L129 76V77H131V83L128 81V78L125 76H122V75H120V73H119V75L120 76H117L116 75V77H115V75H113L112 73L110 74V72H108V74H109V79H110V86H111V93H110V95L112 94L113 96H114V101H116L115 103H117L116 105H117V107L118 106H122L121 104L122 103H126V101L125 102H123L124 100H128V98H130L131 99V97L132 96H130L129 97V95L131 94V92H133V89L135 88V87H133V84H135L136 85V88L137 89H139V91H142V93H145V92H147L148 90H149V88H151L155 83H154V78H157V74L159 73V67H155V65H158V64H155L154 62L155 61H153V64H154V66L152 67V61L151 60H153L152 59V56H151V60H149L148 61V59H146L145 58V60L146 61H144L145 63H147V61L149 62V63H151L152 65L150 66L149 64V66L150 67H148V65L146 66V68L144 69V67H145V65H142L143 64V61H141V63L140 62H138L137 60H135L134 58H131V56L133 57ZM137 55H139V54H137ZM195 55V54H194ZM215 55V56H214ZM79 56V55H78ZM136 56V55H135ZM134 56V57H135ZM187 56V55H186ZM197 55H195V57H196ZM202 56V55H201ZM254 56V55H253ZM93 57V56H92ZM115 57H117V56H115ZM138 57V56H137ZM139 59H141V56L139 55ZM143 57V56H142ZM177 58V56H173V55H171V53L169 52V50L167 49V50H165V48H164V51H163V58H164V60L168 63V68L167 69H165V68H163V69H165V70H171V69H173V67L175 66L176 67V64L174 65V58ZM194 57V56H193ZM192 57V58H193ZM194 57V58H195ZM207 57V56H206ZM206 57H205V62H206ZM239 57V54H238V56H237V58ZM246 57H247V55H246ZM104 58V57H103ZM124 58V57H123ZM150 58V57H149ZM153 58H155L154 57V55H153ZM175 58V59H176ZM198 58L199 59H201V57H199L198 56ZM198 58H196L197 60H198ZM208 58V57H207ZM214 58H215V60H214ZM240 58V57H239ZM252 58V57H251ZM256 58H258V57H255V60H256ZM261 57L259 56V58H258V60L260 59ZM96 59V58H95ZM138 59V58H137ZM138 59V60H139ZM221 59H222V61H221ZM263 59V58H262ZM261 59V60H262ZM154 60H157V59H154ZM162 60V59H161ZM181 59H179V61H180ZM196 60V61H197ZM208 60V59H207ZM252 60V59H251ZM38 61V60H37ZM96 61V60H95ZM105 61H106V59H105ZM210 61H211V63H210ZM39 62V61H38ZM59 62V61H58ZM93 63H95L94 61H92ZM99 62V61H98ZM108 62V61H107ZM176 62V61H175ZM193 62H195V61H193ZM192 62V63H193ZM198 62V61H197ZM197 62H196V65H198L197 64ZM264 62V61H263ZM45 63V62H44ZM106 63V62H105ZM104 63V64H105ZM126 63V62H125ZM177 63V62H176ZM179 63H181V61L179 62ZM208 63V62H207ZM19 64V63H18ZM100 64V63H99ZM126 64V65H127ZM163 64H164V62H163ZM170 64H173L172 66L173 67H171V65ZM195 64V63H194ZM205 63L203 62V64H201V67H203V65H204ZM226 64H229V66L226 68L227 70H228V73H226L227 71H224V73H226V74H228V76L230 75V74H232V75H230L229 77H227V75H225L221 70H223L222 69V67L225 65L226 66ZM231 64V65H230ZM93 65V64H92ZM125 65V66H126ZM178 65V64H177ZM21 66V65H20ZM25 66V65H24ZM38 66V65H37ZM96 66V65H95ZM142 66H144L143 67V69H142ZM159 66V65H158ZM170 66V67H169ZM224 66V67H225ZM13 67V66H12ZM11 67V68H12ZM41 67V66H40ZM54 67V66H53ZM97 67V66H96ZM131 67V68H132ZM137 67V66H136ZM164 67H165V65H164ZM185 67V66H184ZM44 68V67H43ZM52 67H50V69H51ZM79 68V67H78ZM92 68V67H91ZM101 68V67H100ZM131 68H128V69H131ZM183 68V67H182ZM200 68V67H199ZM16 69V68H15ZM14 68H13V70H15ZM46 69V68H45ZM48 69V68H47ZM47 69L45 70V72H42V74H46V73H48V71H47ZM49 69V70H50ZM95 69V68H94ZM99 69V68H98ZM136 69V68H135ZM138 69V68H137ZM190 69V68H189ZM194 69V68H193ZM198 68H196V70H197ZM201 69H200V71H201ZM225 69V68H224ZM225 69V70H226ZM17 70V69H16ZM29 70V69H28ZM52 70V69H51ZM78 70V69H77ZM102 70V69H101ZM111 70V69H110ZM192 70V69H191ZM208 70H210V69H208ZM208 70H207V72H208ZM26 71V70H25ZM32 70H30V72H31ZM58 71V70H57ZM95 71V70H94ZM103 71V70H102ZM106 71V70H105ZM117 71V70H116ZM116 71H115V73H116ZM148 73H150V74H152V75H150V76H148V75H146L147 74V72ZM181 71V70H180ZM199 71V69L197 70V71H190L191 72V74H192V76L190 77V78H188L189 76H188V74H187V76L188 77H186V74L184 75V77L186 78V80H185V78L184 79H182V83H183V81H185L183 84H185L186 86L185 87H187V88H190L191 86L193 87V85L198 81V79L200 80V77H202L201 75L203 74H201V72ZM10 72H11V70H10ZM9 72V73H10ZM18 72V71H17ZM27 72V71H26ZM55 72V71H54ZM121 72V71H120ZM146 72V73H145ZM166 72H168L167 73V75L169 74V75H171L172 76V74H170L169 73V71H166ZM206 72V73H207ZM229 72H230V74H229ZM5 73V72H4ZM12 73V72H11ZM16 73V72H15ZM28 73H29V71H28ZM172 73V72H171ZM209 73V72H208ZM208 73H207V75H208ZM263 73V74H262ZM30 74V73H29ZM29 74H27L28 75V79L29 78H31L30 76H29ZM51 74H53V73H51ZM80 74V73H79ZM83 74V73H82ZM95 74V73H94ZM122 74H124V73H122ZM130 74V73H129ZM179 74V73H178ZM190 74V75H191ZM16 75H19V74H16ZM15 75V76H16ZM24 75V74H23ZM23 75L21 74V77H23ZM26 75V74H25ZM25 75H24V77H25ZM33 75V74H32ZM48 75V74H47ZM46 75V76H47ZM65 75V76H64ZM102 75V74H101ZM210 75H208V77L210 76ZM20 76V75H19ZM53 76H57V74H55L54 73V75ZM52 76V77H53ZM81 76V75H80ZM104 76V75H103ZM103 76H101V77H103ZM106 76V75H105ZM165 76V75H164ZM23 77V78H24ZM40 77V76H39ZM38 77V78H39ZM48 77V76H47ZM50 77V76H49ZM117 77H120V79L121 80H119V79H117ZM152 77V78H151ZM158 77H159V75H158ZM230 77H231V79H230ZM1 78V77H0ZM13 78V77H12ZM19 78V79H18ZM18 78H16V80L18 79V80H20V77H18ZM165 78V77H164ZM170 78V77H169ZM188 78V79H187ZM203 78V77H202ZM229 78V79H228ZM3 79V78H2ZM25 79V78H24ZM27 79V80H28ZM62 79V78H61ZM92 79V78H91ZM90 79V80H91ZM127 81H126V80ZM171 79V78H170ZM204 79V80H205ZM10 80V79H9ZM23 80V79H22ZM35 80V79H34ZM56 80V79H55ZM64 80V79H63ZM156 80H158V78L156 79ZM33 81V80H32ZM46 81H48V78L46 79L45 78V76L44 75H41V77H40V79H39V83H41V84H43V82H44V84L46 83ZM82 81H83V79H82ZM99 81V80H98ZM118 81L119 82H121L122 81V84H119V86L117 87V85H118ZM168 81V80H167ZM170 81H172V80H170ZM169 81V82H170ZM3 82V81H2ZM34 82V81H33ZM51 82V81H50ZM49 82V83H50ZM82 84H81V83ZM87 82V81H86ZM105 82V81H104ZM157 82V81H156ZM179 82V81H178ZM177 82V83H178ZM207 82V81H206ZM54 83V82H53ZM56 83V82H55ZM106 83V82H105ZM133 83V84H132ZM154 83V84H153ZM174 83V82H173ZM176 83V84H177ZM181 82H179V84H180ZM198 83V82H197ZM201 83V82H200ZM208 83V82H207ZM4 84V83H3ZM26 84H25V86H26ZM43 84V85H44ZM63 84V83H62ZM69 84V83H68ZM86 84V83H85ZM153 84V85H152ZM158 84V83H157ZM168 84V83H167ZM66 85V84H65ZM71 85V84H70ZM105 85V84H104ZM121 85V86H120ZM131 85H132V87H131ZM134 85V86H135ZM178 85V84H177ZM176 85V86H177ZM200 85V84H199ZM21 87L22 86H24V85H20ZM41 86V85H40ZM44 86H47V84L46 85H44ZM43 86V87H44ZM74 86V87H75ZM85 86V85H84ZM151 86V87H150ZM168 85H166V87H167ZM183 86L184 85H182V88H181V86L179 87L181 90L183 89ZM229 86V87H230ZM11 87H12V85H11ZM14 87V86H13ZM67 87V86H66ZM155 87V86H154ZM153 87V88H154ZM170 87V86H169ZM169 87H167V88H169ZM192 87L190 88V89H192ZM196 87V86H195ZM211 87V88H210ZM230 87V88H231ZM6 88V87H5ZM8 88V87H7ZM10 88V87H9ZM18 88V87H17ZM20 88V87H19ZM26 88V89H25ZM53 88V87H52ZM63 88V87H62ZM68 88V87H67ZM89 88H90V86H89ZM91 88L89 89V90H91ZM101 88V89H100ZM162 88H163V86H162ZM161 88V89H162ZM179 89V90H180ZM7 90V89H6ZM11 90V89H10ZM46 90V89H45ZM59 90H61L60 88H59ZM67 90V89H66ZM85 90V89H84ZM184 90H185V88H184ZM183 90V91H184ZM189 90V89H188ZM18 91V92H19ZM79 91V90H78ZM83 91V90H82ZM135 91V90H134ZM137 91L138 90H136L135 92L137 93ZM159 91V90H158ZM175 91V90H174ZM228 91V90H227ZM232 91V92H233ZM3 92V91H2ZM9 92V91H8ZM51 92V91H50ZM60 92V91H59ZM62 92H63V90H62ZM85 92V91H84ZM92 91H90V93H91ZM106 92V91H105ZM150 92V91H149ZM176 92V91H175ZM177 92H179L178 90H177ZM179 92V93H180ZM188 92V91H187ZM208 92V93H207ZM236 92H235V94H236ZM65 93V92H64ZM134 93V92H133ZM132 93V94H133ZM140 93V92H139ZM230 93V92H229ZM4 94V93H3ZM8 94V93H7ZM49 94V93H48ZM53 94V93H52ZM56 94V93H55ZM63 93H61V95H62ZM66 94V93H65ZM78 94V93H77ZM97 94V95H98ZM105 94H108V92L107 93H105ZM138 94V93H137ZM156 94V93H155ZM177 94V95H176ZM238 94V93H237ZM14 95V94H13ZM60 95V96H61ZM101 95V96H100ZM134 95V94H133ZM139 95V94H138ZM184 95V94H183ZM193 95V94H192ZM193 95V96H194ZM206 95H208V96H206ZM228 95V94H227ZM8 96V95H7ZM18 96H16V97H18ZM54 96V95H53ZM137 96V95H136ZM204 96V97H203ZM232 96V95H231ZM16 97H13V98H16ZM37 97V96H36ZM56 97V96H55ZM182 97V98H181ZM228 98H230L229 96H227ZM4 98V97H3ZM19 98V97H18ZM18 98H16L15 99V102H17L18 101ZM19 98V99H20ZM43 98V97H42ZM47 98V97H46ZM62 98V97H61ZM109 98V97H108ZM113 98V97H112ZM198 98V97H197ZM224 98V97H223ZM129 99V100H130ZM134 99V100H135ZM139 99V100H138ZM196 99V98H195ZM234 99V98H233ZM46 100V99H45ZM48 100V99H47ZM194 100V99H193ZM196 100H198V99H196ZM203 101H204V99H202ZM5 101V100H4ZM51 101V100H50ZM84 102H85V100H83ZM133 101V100H132ZM220 101V100H219ZM14 102V101H13ZM53 102V101H52ZM62 102H63V100H62ZM87 102V103H88ZM186 102V101H185ZM184 101H183V103H185ZM209 102V101H208ZM207 102V103H208ZM222 102H224V100H222ZM5 103V102H4ZM17 103H19V102H17ZM17 103H16V105H17ZM19 103V104H20ZM47 103V102H46ZM64 103V102H63ZM181 103H182V101H181ZM216 103H217V101H216ZM218 103H220V106L222 105L221 104V102H218ZM228 102H226V104H227ZM1 104V103H0ZM11 104H12V102H11ZM14 104V103H13ZM129 104H128V108H129ZM213 104H215V103H213ZM224 104V103H223ZM233 104V103H232ZM15 105V104H14ZM53 105V104H52ZM126 105V104H125ZM124 104H123V106H125ZM192 105V104H191ZM198 105V104H197ZM208 105V104H207ZM1 106V105H0ZM91 106H89V107H91ZM108 106V105H107ZM122 106V107H123ZM209 106V105H208ZM217 106V105H216ZM234 106V105H233ZM4 107V106H3ZM7 107V106H6ZM13 107V106H12ZM210 107H212V106H210ZM214 107V106H213ZM222 107H224L223 105H222ZM235 107V106H234ZM235 107V108H236ZM18 108V107H17ZM16 108V109H17ZM36 108H39L42 112L41 113H43V122H42V125L43 126H45V128L44 129H46V127L48 128V129H46V131L47 132H49L48 133V135L46 134V133H43L39 128H40V126H39V123H38V121L36 122V120L35 119H38V118H36L35 117V115L33 116V114L36 112H34V110H37ZM62 108V107H61ZM108 108V107H107ZM114 107H112L110 104H109V109H107L108 111L109 110H112ZM180 108V107H179ZM105 109V108H104ZM115 109V108H114ZM113 109V110H114ZM121 109V108H120ZM213 109V108H212ZM20 110V109H19ZM91 110V109H90ZM122 110H123V108H122ZM124 110H126V108L124 109ZM179 110V109H178ZM187 110V109H186ZM225 110V109H224ZM14 110H10V113H14L13 112ZM84 111H86V109L84 108ZM115 111H116V109H115ZM127 111V110H126ZM184 111V110H183ZM220 111V110H219ZM8 112V111H7ZM6 112V113H7ZM34 112V113H33ZM52 112V111H51ZM88 112H90V111H88ZM110 112V111H109ZM114 112V111H113ZM125 112V111H124ZM178 112V111H177ZM187 112V111H186ZM197 112V111H196ZM208 112V111H207ZM214 112V111H213ZM222 112V111H221ZM225 112H227V111H225ZM0 113H1V111H0ZM53 113V112H52ZM106 114H108V112H105ZM123 113V112H122ZM128 113V111H127V113L126 114H129ZM191 113H192V111H191ZM194 113V112H193ZM201 113V112H200ZM200 113H198V114H200ZM206 113V112H205ZM36 114V113H35ZM51 114V116L50 117H52V118H50L49 117V115ZM105 114V115H106ZM111 114V113H110ZM117 114V113H116ZM123 114H125V113H123ZM183 114V113H182ZM188 114V113H187ZM201 114H203V113H201ZM201 114L200 115H198V116H201ZM212 114V113H211ZM210 114V115H211ZM6 115H8V114H6ZM18 115H19V113H18ZM22 115V114H21ZM53 115V116H52ZM57 115H61V118L60 119H58V117H57ZM115 115V114H114ZM186 115V114H185ZM185 115L183 116V117H185ZM189 116H187V117H185L186 119H187V121L189 122V121H193L194 119H196V118H193L192 116H190V114H188ZM195 115H196V113H195ZM204 115V114H203ZM202 115V116H203ZM2 116V120L3 119H5V117H4V115H0V117ZM55 116L57 117V120L56 119H54L55 118ZM120 116H122V115H120ZM197 116V115H196ZM207 116V115H206ZM215 116H218V117H215ZM4 117V118H3ZM18 117V116H17ZM27 117H25V119L27 118ZM35 117V118H34ZM233 117V116H232ZM16 118V117H15ZM23 118V117H22ZM27 118V119H28ZM119 118H123V117H119ZM181 118V117H180ZM200 117H198V119H199ZM237 118V117H236ZM9 119V118H8ZM106 119V118H105ZM177 119V118H176ZM201 119V118H200ZM199 119V120H200ZM204 119V118H203ZM209 120V118H206V120ZM240 119V118H239ZM16 120H17V118H16ZM22 120H24V119H22ZM59 120H61V121H59ZM125 120V121H124ZM185 120V119H184ZM205 120V119H204ZM207 120V121H208ZM238 120V119H237ZM14 121V120H13ZM89 121H93V122H97V124L99 125H96V126H98L101 130L100 131H98V129H97V133L93 130L95 127H93V129H89V130H93L94 131V135L92 134V135H90V137L87 135V137L88 138H85V140H83L82 142H79L80 144L78 145V152L76 151V150H74V148L72 147V144H71V141L72 142H74L73 140H70L69 139V136L70 135H73V133H76V131H77V128H78V126L79 125H81L82 124V128H83V130L84 129H86V127H84L83 125H86L87 123L89 124ZM174 121V120H173ZM195 121V120H194ZM197 121V120H196ZM195 121V122H196ZM202 121V120H201ZM9 122V121H8ZM21 122V121H20ZM20 122H18V124L20 123ZM75 122H77V128H74L75 127ZM116 123H117V119H116V121H115ZM176 122V124H177V121H175ZM186 122V121H185ZM200 122V121H199ZM198 122V123H199ZM209 122V121H208ZM7 123V122H6ZM107 123V122H106ZM110 123V122H109ZM138 123V124H137ZM174 123V122H173ZM207 123V122H206ZM26 124V123H25ZM93 123H91V124H89L90 126L92 125ZM137 124V125H136ZM185 124V123H184ZM188 124H190V123H188ZM188 124H186V126L188 125ZM208 124V123H207ZM208 124V125H209ZM41 125V126H42ZM105 125V126H104ZM140 126V127H137V129H136V127H133V126ZM191 125H192V123H191ZM190 125V126H191ZM193 125H194V122H193ZM42 126V127H43ZM169 126H171V124H169ZM169 126H168V131H170V128H169ZM176 126V125H175ZM182 126V125H181ZM247 126H248V129H247ZM163 127H164V129H163ZM173 127H174V125H173ZM183 127H184V125H183ZM182 127V128H183ZM187 127H189V126H187ZM198 127H200V126H198ZM202 127V126H201ZM81 128V129H82ZM90 128V127H89ZM92 128V127H91ZM156 128V129H155ZM172 128V127H171ZM204 128H207V127H204ZM67 129H69V130H67ZM74 130V132L73 133H69V132H72L71 130ZM75 129H76V131H75ZM88 129V128H87ZM136 129V130H135ZM20 130V129H19ZM18 130V131H19ZM23 130V129H22ZM78 130H80V127L78 128ZM119 130V131H118ZM185 130V129H184ZM183 130V131H184ZM187 130V129H186ZM190 130L191 129H189V130H187V131H189V133H190ZM25 131V130H24ZM86 131H88V130H86ZM86 131H83V132H85L86 133ZM165 131V133L167 132V130H164ZM186 131V132H187ZM203 131V130H202ZM211 131V132H210ZM26 132H28V131H26ZM25 132V133H26ZM42 132V133H41ZM79 132H81V130L79 131ZM79 132L77 131V135L79 134ZM90 132V131H89ZM92 132V131H91ZM126 132V131H125ZM161 132V134L163 133L162 131H159V133ZM171 132V131H170ZM180 132V131H179ZM179 132H177V133H179ZM182 132V131H181ZM85 133H83V134H85ZM165 133H164V135H165ZM169 133V132H168ZM199 133H200V130H199ZM206 133H207V129H206ZM14 134V133H13ZM18 134V133H17ZM20 134H21V132H20ZM70 134V135H69ZM76 134H74V135H76ZM87 134V133H86ZM158 134V133H157ZM161 134H160V136H161ZM185 134H188V133H185ZM192 134H194V133H192ZM192 134H191V136H192ZM1 135V134H0ZM29 135V136H30ZM46 135V136H45ZM81 135V134H80ZM197 134L195 133V136H196ZM249 135H252L251 136V138L253 139V140H257L256 142H258V144H256L255 142L253 143V142H249V140L248 139H250V140H252L251 138H250V136ZM26 136H27V134H26ZM84 136H86V135H84ZM83 136V137H84ZM92 136V137H91ZM170 136H173V135H170ZM187 136V135H186ZM204 136V135H203ZM209 136H208V138H209ZM34 137H32V138H34ZM71 137V136H70ZM77 137V136H76ZM75 137V138H76ZM81 138V137H78V138H81V140L82 139H84V138ZM120 137H122L121 139L122 140H120ZM155 137H156V139H157V136L155 135ZM154 137V138H155ZM162 137H163V135H162ZM168 137V136H167ZM176 137V136H175ZM179 137V136H178ZM199 137V136H198ZM253 137H256V139H254ZM17 138V137H16ZM72 138V137H71ZM74 138V137H73ZM90 138V139H89ZM119 139V141H117L118 139ZM188 138H189V135H188ZM192 138H193V136H192ZM200 138V137H199ZM4 139V138H3ZM172 139H177V138H172ZM191 139V138H190ZM197 139V138H196ZM204 139H205V137H204ZM8 140V139H7ZM23 140V139H22ZM29 140V139H28ZM31 140V139H30ZM74 140H76V139H74ZM124 140V141H125ZM158 140H159V137H158ZM166 140H167V138H166ZM182 140H183V137H182ZM198 140V139H197ZM199 140H201V139H199ZM198 140V141H199ZM202 140H203V137H202ZM201 140V141H202ZM1 141H3V140H1ZM0 141V142H1ZM32 141V140H31ZM79 141H80V139H79ZM155 141V140H154ZM168 142H169V140H167ZM171 141H173V140H171ZM188 141V140H187ZM186 141V142H187ZM194 141H196V140H194ZM206 141V140H205ZM33 142V141H32ZM78 142V141H77ZM76 142V143H77ZM118 142H120V143H118ZM160 142V141H159ZM174 142L175 141H173V144H174ZM178 142H179V140H178ZM190 142V141H189ZM204 142V141H203ZM203 142L201 143L202 145H203ZM207 142V141H206ZM9 144H10V147H11V142H8ZM30 143V142H29ZM156 144H157V142H155ZM167 143V142H166ZM172 143V142H171ZM185 143V142H184ZM192 143V142H191ZM197 143V142H196ZM199 143V144H200ZM208 143V142H207ZM251 143H253V144H256L255 146L256 147H254V148H256V149H254V148H252V146L250 145ZM78 144V143H77ZM165 144V143H164ZM178 144H180V143H178ZM182 144V143H181ZM187 143H185V145H186ZM193 144V143H192ZM210 144V143H209ZM0 145H2L3 146V143L1 144L0 143ZM32 145V144H31ZM73 145L74 146H76V144H74L73 143ZM124 145V144H123ZM155 145V144H154ZM162 143L159 145L160 146V148H161V150H163L162 149ZM189 145V144H188ZM204 145H206L205 143H204ZM218 145V146H217ZM118 148H117V147ZM119 146L120 147H123V148H119ZM144 146V147H143ZM147 146V145H146ZM172 146V145H171ZM176 146V145H175ZM179 146V145H178ZM181 146V145H180ZM184 146V145H183ZM187 146V145H186ZM185 146V147H186ZM209 146V145H208ZM212 146V145H211ZM210 146V147H211ZM214 146V145H213ZM212 146V148H214ZM14 146H12V148H13ZM70 147H72L73 148V150L70 148ZM173 147V146H172ZM177 147V146H176ZM193 147V146H192ZM115 148H117L119 151H120V149H122V151H120L121 152V154H120V152L119 151H116V149ZM140 148V149H139ZM143 148V149H142ZM152 148V147H151ZM153 148H156V147H153ZM171 148V147H170ZM182 148V147H181ZM187 148V147H186ZM191 147H189V149H190ZM200 148V147H199ZM205 149L207 148V145H206V147H204ZM1 149H3V148H0V151H1ZM5 149L7 150H5V152H8V149H7V147H5ZM15 149H17V148H15ZM168 149V148H167ZM175 149H177V148H175ZM184 149V148H183ZM188 149V148H187ZM186 149V150H187ZM193 149V148H192ZM211 149V148H210ZM209 149V150H210ZM248 149H250V151L248 150ZM256 150L255 152L256 153H254V150ZM13 150V149H12ZM148 149H146V151H147ZM191 150V149H190ZM189 150V151H190ZM211 150H213V149H211ZM16 151V150H15ZM116 151V152H115ZM125 152V155L123 156L122 155V153H124ZM145 151V152H146ZM180 151V150H179ZM178 151V152H179ZM194 151V150H193ZM193 151H192V153H193ZM201 151V150H200ZM205 151V150H204ZM2 152H4V151H2ZM134 152H135V154H134ZM154 152H158V151H156V150H154ZM167 152V151H166ZM170 151L168 150V153H169ZM187 152H188V150H187ZM196 152H197V150H196ZM206 152V151H205ZM212 153H214L213 151H211ZM18 153V152H17ZM147 153V152H146ZM160 153V152H159ZM180 153V152H179ZM186 153V152H185ZM198 153H199V151H198ZM204 153V152H203ZM208 153V152H207ZM210 153V152H209ZM216 153V152H215ZM3 154V153H2ZM2 154H0L1 156H4L5 158H6V153H5V155H2ZM8 154H10L9 152H8ZM15 154V156H17L18 154H16V153H14ZM31 154V153H30ZM119 154V155H118ZM131 154H134V157H131V156H133V155H131ZM175 154V153H174ZM177 154V153H176ZM175 154V155H176ZM184 154V153H183ZM182 154V155H183ZM190 154V153H189ZM211 154V153H210ZM19 155L20 156H22L20 153H19ZM161 155V154H160ZM162 155H164V154H162ZM220 155V154H219ZM12 155L10 154V157H8L7 156V158H13V156L11 157ZM169 156V155H168ZM178 156V155H177ZM180 156V155H179ZM185 156V155H184ZM204 156H206V155H204ZM204 156H202L201 158H202V160H203V157ZM217 156V155H216ZM215 156V157H216ZM224 156V155H223ZM131 157V158H130ZM167 157V156H166ZM174 157V156H173ZM196 157V156H195ZM198 158H199V155L197 156ZM209 159L212 157V156H210L209 157V155L207 156ZM214 157V156H213ZM212 157V158H213ZM220 157H222L221 155H220ZM4 158V159H5ZM18 158V157H17ZM182 158H183V156H182ZM197 158V159H198ZM211 158V159H212ZM1 157H0V179L1 178H3V181H5L6 179H8V181L9 180H12V179H10L9 177H11L10 176V174H9V177L8 178H6L5 179V174H6V172L5 171H9V173H11L12 171L11 170H13V171H15V169L12 167V165H11V167H10V165L8 166L7 165V163L5 164V161H6V159L5 160H2L1 161ZM14 159V158H13ZM19 159V162H21L22 160H21V158H18ZM22 159H23V157H22ZM25 159V161L24 162H21L22 164L24 163V167H27L28 166V168H30L31 166H33V165H31L32 164V162H27V165L25 166V162H26V160H28V158H24ZM185 159V158H184ZM192 159V158H191ZM197 159H196V161H197ZM207 159V158H206ZM226 159V160H225ZM16 160V159H15ZM15 160H10V159H8V161H11V163L14 161L15 162ZM21 160V161H20ZM35 160H37V159H35ZM179 160H181V159H179ZM179 160H177L178 162H180ZM183 160V159H182ZM201 160V159H200ZM214 160V159H213ZM28 161H30V160H28ZM41 161V160H40ZM193 161H195V160H193ZM2 162H3V164L4 165H6V166H8V167H3L2 168ZM42 162V161H41ZM60 162H61V164H60ZM110 162H113L114 163V166H112L111 167V165H112V163H111V165L109 164ZM183 162V161H182ZM199 162V161H198ZM198 162H197V164H198ZM10 163V164H11ZM29 163H31L30 165V167H29ZM110 165V167H109V169L110 168H112L111 170L113 171V169H114V167H116V169H121V170H128L129 168V170L131 171V174H129V173H127L128 171H126V174H129V175H131L132 177L134 176V174L132 175V173H136L135 171H137L138 173H139V171L138 170H142L141 172H143L144 173V171L146 172L147 170L149 171L148 173L146 172V175L144 174V178H143V180L140 178V176L139 177H137V178H139V180L140 181H142L141 182V186H147V189L149 188V190L148 191H150L148 194H150L151 192H153V193H151L152 195L155 193V195H156V193L159 195V198H157L156 197V199L153 201L152 199H154V195H153V197H152V199H151V197H148V200L149 201H147V199L145 200L146 202H148V203H146L145 202V204L144 205H141V204H139L140 203V201H139V203L138 202H136L135 204L134 203H131V205L129 206V207H131L130 209L129 208H127V210H124V211H127L126 213H123L120 209H122L121 208V205L119 206L118 204L120 203L119 201H117V202H119V203H117V202H115V203H117V204H111V202H110V204L111 205H109L108 203V205L107 204H105L106 203V201L107 202H109L108 200H103V202H105V203H103V206H102V203H101V199H100V201H98V200H96V191L97 190H99L100 189V187L102 186V183H104L105 181H106V178L107 179H109V180H115V179H119L120 177H121V175L119 176H117V172H116V176H114L115 175V172H114V174H112V171L111 170H109V172H107L108 170H107V168L105 169H102L103 171L102 172H104L103 174H101L100 172H99V170H100V168H99V170H98V167H102V166H105V167H107V165L108 164ZM177 163V162H176ZM194 163V162H193ZM8 164H9V162H8ZM13 165H14V163H12ZM15 164H16V162H15ZM20 164V163H19ZM66 164V163H65ZM68 164L66 165V166H68ZM104 164V165H103ZM105 164H107V165H105ZM191 164H192V162H191ZM202 164V163H201ZM209 164V163H208ZM21 165V164H20ZM19 165V169H20V167L22 168V166H20ZM64 165V164H63ZM108 165V166H109ZM178 165V164H177ZM187 165V164H186ZM188 165H190V164H188ZM195 165V164H194ZM204 165H206V163L204 164ZM66 166H65V168H66ZM180 166V165H179ZM184 166V165H183ZM202 166V165H201ZM14 167H15V165H14ZM16 167H17V165H16ZM15 167V168H16ZM23 167V168H24ZM62 167V166H61ZM64 167V166H63ZM62 167V169H64ZM195 167V166H194ZM199 167V166H198ZM207 167V166H206ZM205 167V168H206ZM5 168V171L4 170H2V169H4ZM8 168V169H7ZM34 168V167H33ZM49 168L51 169V168H53V167H50L49 166ZM80 168H85V167H80ZM184 168V167H183ZM190 168H192V167H190ZM204 168V167H203ZM35 169V168H34ZM33 169V170H34ZM54 169V168H53ZM52 169V171H54ZM61 169V170H62ZM69 169V168H68ZM116 169H114L115 171H116ZM186 169V168H185ZM194 169H196V167L194 168ZM17 170V172L16 173H20V175L19 174H17V176H20V179L19 178H17V177H15L16 176V173H15V176L14 177H12V178H17V179H19L18 181L21 183V184H24V183H27V182H31V178L32 177H35V176H33V173L31 172L30 173V176H29V173L27 172L28 170L26 169V168H24V170H27V171H24V170H18V169H16ZM30 170H31V168H30ZM32 170V171H33ZM36 170V169H35ZM66 170V169H65ZM98 170V171H97ZM106 170V171H105ZM121 170H119V171H121ZM186 170H188V169H186ZM190 170V169H189ZM199 170V169H198ZM207 170V169H206ZM205 170V171H206ZM19 171V172H18ZM66 171H68L69 173H70V170H66ZM79 171V170H78ZM101 171V170H100ZM111 171V172H110ZM118 171V170H117ZM118 171V172H119ZM134 171V172H133ZM184 171V170H183ZM190 171H193L194 172V170H190ZM205 171L203 172V174L205 173ZM34 172V171H33ZM56 172V171H55ZM60 172H62V171H60ZM65 172V171H64ZM72 172V171H71ZM76 172V171H75ZM106 172V173H105ZM121 172H124V171H121ZM121 172H119V174L121 173ZM140 172V173H141ZM199 172V171H198ZM67 173V172H66ZM101 174V175H99V174ZM137 173V174H138ZM143 173H141V174H143ZM153 173H155L154 175H153ZM200 173V172H199ZM209 173V172H208ZM207 173V174H208ZM8 174V173H7ZM6 174V175H7ZM14 174V173H13ZM61 174V173H60ZM64 174V173H63ZM125 174V172L123 173V177H121L119 180H121L122 178H124V180H125V178H128L127 177V175ZM168 174H172V176H167ZM198 174V173H197ZM202 174V173H201ZM200 174V175H201ZM206 174V175H207ZM36 175H38V173H36ZM67 175V176H66ZM65 176L66 177H64V175H63V177L66 179L67 177H68V174H66ZM72 175H73V173H72ZM124 175H125V177H124ZM136 175V174H135ZM188 175H189V173H188ZM4 176V177H3ZM69 176V178H71ZM151 176L153 177V179L151 178ZM185 176V177H184ZM63 177H62V180H63ZM102 177H104V178H102ZM115 177V178H114ZM131 177V178H132ZM204 177H205V174H204ZM203 176L201 177V178H204ZM207 177V176H206ZM232 177L233 178H235L236 180H235V182H233L232 180ZM130 178V177H129ZM200 178V177H199ZM5 179V180H4ZM30 179V181H28ZM33 179V178H32ZM35 179L37 180V178L35 177ZM68 179V178H67ZM134 179H135V177H134ZM134 179H132V181H129L128 179H126V180H128V182H129V185H131V187L133 186V185H135V187H139L140 185V183L138 184V182H136V183H134L133 182V180ZM151 179V181H149ZM207 179V178H206ZM2 180V179H1ZM15 180V179H14ZM12 181L11 183H13V182H17V181ZM41 180L42 181H44V179H40V182H41ZM46 180V179H45ZM113 180V181H114ZM119 180H117L118 181V185L117 186H119V188H121V187H125V182H124V184L122 183L121 184V182H119ZM193 180V179H192ZM205 180V179H204ZM37 181H39V179L37 180ZM66 181V180H65ZM113 181H111V183L113 182ZM116 181V180H115ZM135 181H138V180H135ZM6 182V181H5ZM4 182V183H5ZM10 182V181H9ZM8 182V184H10ZM40 182H39V185H40ZM44 182H47V181H44ZM44 182H42V183H44ZM50 182H51V180H50ZM122 182H123V180H122ZM127 182V183H128ZM144 182V183H143ZM147 182V183H146ZM193 182V181H192ZM198 182H199V180H198ZM197 182V183H198ZM3 182H1L0 183V186H1V184H2ZM20 183H15L16 185H17V187L19 188L20 186H19V184ZM33 184L35 183L36 185L38 184L37 182H35V180H33V182H32ZM31 183V184H32ZM108 182H106V184H107ZM114 183H115V185H114ZM113 184H110L111 186H114V187H116V191H118V192H120V190L121 191H123L125 188L123 187V189H119L117 186H116V182H114ZM126 183V184H127ZM143 183V184H142ZM7 184V182H6V185H7V187L6 186H3V187H5V188H8V187H10L11 186V189L13 190V185H8ZM48 184V182L46 183V186H44L45 188H42L43 190L41 191H39V193H37L36 192V196H38V197H36V199H35V201L33 202L32 201V199L34 198H30L29 199V201H32V203H33V208H32V211H33V209L34 208H38V206L39 205H46V208H47V206L49 207L50 205H52V203H53V201H54V198H53V200H51L50 199V192H49V184ZM100 184H101V186H100ZM105 184V183H104ZM104 184H103V186H104ZM109 184V183H108ZM148 184V185H147ZM15 185V186H16ZM36 185H33L34 186V188L36 187ZM43 185H45V184H42L41 186L43 187ZM50 185H51V183H50ZM96 187H95V186ZM97 185H99L100 187H99V189H96V195L94 196V193H92L94 190V188H97L98 186ZM121 185H123V186H121ZM201 185V184H200ZM22 186V185H21ZM25 186V190L26 191H24V189L22 190V187L20 188L21 189V192L23 191V193L24 192H27V191H29L30 189L31 190H34V189H32L31 187H30V185H29V187L25 184L24 185ZM27 186V187H26ZM32 186V185H31ZM32 186V187H33ZM41 186L40 187H38V188H41ZM94 186V187H93ZM107 186V188H108V185H106ZM206 186H205V188H206ZM2 187V188H3ZM50 187H52V186H50ZM54 187V186H53ZM92 187H93V189H92ZM131 187H130V189H129V187H128V184H127V186H126V193H128L127 191H128V189L129 190H131ZM134 187V186H133ZM132 187V188H133ZM137 187V188H138ZM18 188H17V190L16 191H18ZM29 188V190H27V189ZM107 188H105V186L103 187V190L105 191ZM109 188H110V186H109ZM128 188V189H127ZM136 188V189H137ZM144 188H146V187H144ZM143 187L142 188H139L137 191H138V193L140 192V189H142V193L143 192H148L146 189H144ZM4 189V188H3ZM2 189V190H3ZM50 189H52V188H50ZM114 189V188H113ZM118 189V190H117ZM134 189V188H133ZM132 189V190H133ZM145 191H144V190ZM0 190H1V188H0ZM6 190V189H5ZM8 190H9V188H8ZM8 190H6V193H7V191ZM53 190V189H52ZM52 190H50V191H52ZM55 190V189H54ZM53 190V191H54ZM102 190V189H101ZM124 190V191H125ZM132 190L130 191V193L132 192ZM203 190V191H202ZM241 191V194H239V192ZM4 191V190H3ZM15 191V190H14ZM52 191V192H53ZM92 191V192H91ZM104 191H103V196L105 197V198H107L108 196H110V193H111V191L109 192L108 190V192H109V194H107L108 196H106L105 194H104ZM116 191H115V193H116ZM206 193H208V194H205V192ZM9 192V191H8ZM51 192V193H52ZM56 192V191H55ZM89 192H91L92 194H89ZM100 192V191H99ZM108 192H105V193H108ZM134 192V194H135V192H136V190H134L133 191ZM141 192L139 193V194H141ZM143 193V195L144 194H147V193ZM204 192V193H203ZM3 193V192H2ZM2 193H0L1 195H2ZM14 193V192H13ZM16 193V192H15ZM102 193V192H101ZM100 193V194H101ZM115 193H113V194H115ZM121 193V192H120ZM137 193V192H136ZM138 193L135 195V196H137V197H139V196H141L142 197V195H139L138 196ZM12 194V192L11 193H9V195H11ZM20 194V193H19ZM25 194V193H24ZM29 194V193H28ZM33 194H35V193H33ZM38 194V195H37ZM99 194V195H100ZM119 194V193H118ZM147 194V195H148ZM150 194V195H151ZM0 195V196H1ZM5 195V194H4ZM13 195V194H12ZM11 195V196H12ZM23 195V194H22ZM53 195V194H52ZM88 195H92V196H90V197H92L93 198V201H98V202H100L101 203V206L103 207V208H100L99 209V205H98V203L97 202H93V201H91V202H93V204H96L98 207V210L97 211H93L92 213H90V214H88L87 212H86V207L89 205L90 206V204H91V202H90V200H89V202H88V199H91L92 200V198H89L88 197ZM119 195H121V196H125L123 193L122 194H119ZM8 196V195H7ZM10 196V197H11ZM98 196V195H97ZM102 196V195H101ZM100 196V197H101ZM113 196V195H112ZM111 196V197H112ZM117 196V194L115 195V196H113L112 197V200L111 201H114V200H116L117 198H119V197H117L116 199H114V197H116ZM133 196V195H132ZM144 196H146V195H144ZM157 196V195H156ZM9 197V196H8ZM10 197L8 198V199H10ZM29 197V196H28ZM87 197H88V199H87ZM100 197H98V198H100ZM104 197H102V198H104ZM136 197V198H137ZM18 198V197H17ZM21 198V197H20ZM19 198V199H20ZM95 198V199H94ZM109 198V197H108ZM121 198V197H120ZM123 199H124V202L126 201L125 199V197H122ZM129 198V197H128ZM131 198H133V197H131ZM135 198V197H134ZM2 199H3V197L1 196L0 197V226L2 225V221H3V223L5 222L4 220H2V218H3V216H2V214L3 213H6L7 214V212H2V210H1V208L3 209V207H4V204H2V203H4L5 201H7V200H5L4 202L2 201ZM87 199V200H86ZM114 199V200H113ZM123 199L121 200V199H117V200H121V202L123 201ZM202 199H204V203H203V206H201V204H202ZM4 200V199H3ZM11 200V199H10ZM34 200V199H33ZM49 200V201H48ZM57 200V201H56ZM61 200V201H60ZM135 200V199H134ZM201 200V201H200ZM63 201V202H64ZM67 201H70L69 202V205H68V203H67ZM143 201V200H142ZM199 201L201 202L200 204H199ZM9 202V201H8ZM7 202V203H8ZM54 202V203H55ZM63 202H62V204H63ZM87 202V203H86ZM127 202V201H126ZM135 202V201H134ZM12 203V202H11ZM31 203V204H32ZM130 203V202H129ZM142 203V202H141ZM144 203V202H143ZM142 203V204H143ZM9 204V203H8ZM15 204V203H14ZM28 204V203H27ZM29 204H30V202H29ZM58 204V203H57ZM66 204H64L65 206H66ZM86 204H88L87 206H86ZM106 206H105V205ZM122 204V203H121ZM127 204V203H126ZM134 204V205H133ZM43 205V206H44ZM55 205V204H54ZM54 205H52L51 207H53ZM63 205V206H64ZM6 206H7V204H6ZM17 206V205H16ZM32 206V205H31ZM31 206H29L28 205V207L30 208ZM66 206V207H67ZM84 206H85V209L86 210H84ZM88 206V208H90ZM122 206H125L124 205V203H123V205ZM25 207V206H24ZM39 207H42V206H39ZM92 207H94V206H92ZM119 207H120V209H119ZM126 207V206H125ZM123 208V209H126V208ZM44 208H45V206H44ZM60 208V207H59ZM58 207H57V209L58 210H60ZM96 208V206L94 207V208H92V209H95ZM170 208V209H169ZM172 208V209H171ZM208 210H207V209ZM7 209H9V208H7ZM6 209V210H7ZM19 209V208H18ZM31 209V208H30ZM42 209V208H41ZM41 209H38V212H40L39 210H41ZM49 210H51L50 209V207L48 208ZM64 209H66L65 207H64ZM91 209V208H90ZM12 210V209H11ZM35 210H37V209H35ZM34 210V211H35ZM96 210V209H95ZM129 210V211H128ZM8 212H9V210H7ZM29 211V210H28ZM45 211V210H44ZM43 211V212H44ZM154 212V213H156L157 214V216H158V213L159 212ZM172 211V212H173ZM194 211V212H193ZM89 212V211H88ZM90 212H91V210H90ZM162 212V211H161ZM160 212V213H161ZM164 212H166V211H164ZM10 213V212H9ZM84 213H87L86 215L84 214ZM168 213V212H167ZM171 213V212H170ZM185 213H189L188 215H186ZM11 214V213H10ZM14 214V213H13ZM22 214V213H21ZM33 214V213H32ZM135 214V215H134ZM165 214V213H164ZM169 214V213H168ZM4 215V214H3ZM12 215V214H11ZM38 215H41V214H38ZM59 215V214H58ZM134 215V216H133ZM160 215V214H159ZM171 215V214H170ZM211 215V218L209 217ZM84 216H86V221H84L83 223L82 222H80V223H82L83 224V226H82V228H81V226H79V221H80V219L82 218L83 219V217ZM96 216H98L100 219H103L104 218V220H110V221H108L107 223L108 224H106L105 226L103 225V227L101 226V224L102 223H104V221H102V223L101 222H99V223H101V224H98L97 222V220H96V218H98V217H96ZM109 217V219H106V217ZM148 216V215H147ZM177 216L179 217V218H177ZM232 216V218L234 217V218H236V221L238 222H236V223H233V221L231 220L232 218H230ZM5 217V216H4ZM10 217H13V216H10ZM18 217V216H17ZM29 218H30V216H28ZM175 217V218H174ZM24 218H25V216H24ZM27 218V217H26ZM98 218V219H99ZM135 218V217H134ZM194 218H196V219H194ZM237 218H239L238 220H237ZM3 219H5V218H3ZM10 219V218H9ZM17 219V218H16ZM15 219V220H16ZM28 219V218H27ZM37 219V218H36ZM114 219H113V222H114ZM154 218L152 217V220H153ZM159 219H160V217H159ZM164 219V218H163ZM165 219H166V217H165ZM177 221H176V220ZM194 219V220H193ZM19 221H20V219H18ZM196 220V221H195ZM198 220V221H197ZM23 221H24V219H23ZM26 221V220H25ZM27 221H29V220H27ZM27 221L25 222V223H27ZM32 220H30V222H31ZM40 221V220H39ZM134 221V222H135ZM160 221V220H159ZM162 221V220H161ZM181 221V222H180ZM191 221V220H190ZM16 222V221H15ZM15 222H13V223H15ZM41 222V221H40ZM86 222V223H85ZM145 222V221H144ZM154 222H155V220H154ZM180 222V223H179ZM7 223V221L5 222V224ZM18 223V222H17ZM51 223V224H50ZM85 223V224H84ZM95 223L99 226H101L102 228H100V226H99V228H96V225H95ZM133 223V224H132ZM156 223H157V221H156ZM162 223V222H161ZM165 223V224H166ZM240 223V226H242L243 225V223H244V226H245V230H244V227H243V230H237L236 228H233V226L236 224V225H238ZM16 224V223H15ZM22 225V223H18V225ZM113 224V223H112ZM115 224H113V225H115ZM160 224V223H159ZM190 225H189V227L188 228H190V226H191V223H189ZM8 225V224H7ZM13 224H11L10 226H12ZM18 225H13V227L11 228V227H8V229L10 230V228H11V232L9 231V233H10V235H9V233H7V237H4V238H10V240H12L13 238H11V237H19V235H22L23 233H21V232H23V230L21 231V228H24V227H19ZM30 225H31V223H30ZM112 225V226H113ZM144 225V224H143ZM148 225V224H147ZM154 225V224H153ZM162 225H163V223H162ZM161 225V226H162ZM185 225V224H184ZM4 226V224L2 225V227ZM6 226V225H5ZM157 226V225H156ZM188 226V225H187ZM239 226V227H240ZM32 226H30V228H31ZM109 227H110V225H109ZM108 227V228H109ZM119 227H118V229H119ZM137 227V226H136ZM139 227V226H138ZM137 227V228H138ZM145 227V226H144ZM148 227V226H147ZM153 227V226H152ZM151 227V228H152ZM165 227H166V225H165ZM242 227H241V229H242ZM5 228L6 227H4L3 229L5 230ZM29 228V224H28V229H30ZM122 228V229H121ZM146 228V227H145ZM162 228V227H161ZM193 227H191L190 228V230L188 231V232H190L191 231V229H192ZM33 229V228H32ZM105 229V228H104ZM106 229H107V227H106ZM105 229V230H106ZM115 229H117V228H115ZM103 230V229H102ZM111 232L113 231V229H109ZM120 230H117L118 232L120 231ZM129 232H131V233H129ZM140 230H141V228H140ZM148 230V229H147ZM188 230V229H187ZM193 230V229H192ZM0 231H2V228L0 227ZM8 231V230H7ZM108 231V230H107ZM115 231V230H114ZM113 231V232H114ZM120 231V232H121ZM121 232V233H124V232ZM138 231V230H137ZM143 231V230H142ZM153 231V230H152ZM99 232V231H98ZM116 232V231H115ZM117 232V233H118ZM145 232V231H144ZM150 232V231H149ZM158 232V231H157ZM2 233V232H1ZM1 233H0V235H1ZM34 233V232H33ZM107 233V232H106ZM108 233H109V231H108ZM117 233H114V234H117ZM156 233V232H155ZM192 233H193V235L194 234H196L197 236L199 235V236H201V237H199V238H195V241H193V242H189L191 239H188L187 237H188V235H190L189 237H192L193 235H192ZM83 234V235H82ZM110 234H112V233H110ZM110 234H107V235H110ZM126 234V233H125ZM139 234V233H138ZM138 234L136 235V236H138ZM172 234V233H171ZM26 235V234H25ZM81 235H82V237H81ZM119 235H120V233H119ZM134 234H132V235H130L131 237L133 236ZM148 235V234H147ZM174 235H172V237L174 236ZM196 235H194V237L196 236ZM5 236V235H4ZM11 236V237H10ZM27 236V235H26ZM30 236V235H29ZM32 236V235H31ZM83 236H84V238H83ZM86 236V237H85ZM123 235L121 234V237H122ZM126 236V235H125ZM130 236H129V240L130 239H132V242H133V240H134V242L132 243V244H136V241H138V240H136L135 241V237L134 238H130ZM140 236V235H139ZM141 236H142V234H141ZM144 236H146V235H144ZM154 236V235H153ZM158 236V235H157ZM120 237V236H119ZM151 237V236H150ZM183 237L181 238L182 240H184L183 239ZM194 237L192 238V240H194ZM35 238V237H34ZM35 238V239H36ZM57 238H59V240L57 239ZM86 238V239H85ZM125 238V237H124ZM126 238H128V237H126ZM140 238V237H139ZM153 238V237H152ZM178 238V239H177ZM28 239V238H27ZM35 239H33L32 241H33V243H34V240ZM83 239H85L84 241H83ZM90 239V240H89ZM119 239H121V238H119ZM168 239H169V237H168ZM181 239H180V241H181ZM199 239V240H198ZM8 240V239H7ZM7 240H5V241H7ZM15 240H18V239H16L15 238ZM15 240H13V241H15ZM26 240V239H25ZM117 240V239H116ZM122 240V242H124L125 241V243H126V241H128V240H124L123 238L121 239ZM124 240V241H123ZM140 240H141V238H140ZM144 240V239H143ZM161 240V239H160ZM164 240H165V238H164ZM191 240V241H192ZM1 241H2V239H1ZM3 241H4V239H3ZM2 241V242H3ZM12 241V242H13ZM118 241H120V240H118ZM117 241V242H118ZM144 241H146V240H144ZM152 241V240H151ZM168 241V240H167ZM180 241H178V242H180ZM185 242H186V240H184ZM183 241V242H184ZM196 241V242H197ZM8 242H10L9 240H8ZM11 242V243H12ZM19 242V241H18ZM29 242V241H28ZM30 242H31V240H30ZM115 243H117L116 241H114ZM114 242H113V245H114ZM130 242V241H129ZM139 242V241H138ZM137 242V243H138ZM141 243H138L139 244V247H141V248H143L142 246H143V244L145 245V247H146V242L145 243H142L143 241H140ZM148 242V241H147ZM182 242V243H183ZM5 243V242H4ZM7 243V242H6ZM14 243V242H13ZM22 243V242H21ZM20 243V244H21ZM91 243V242H90ZM119 243V242H118ZM118 243L116 244V245H118ZM121 243V242H120ZM124 243V244H125ZM128 243V242H127ZM126 243V245H129V244H127ZM150 243H153V241L152 242H150ZM170 243V242H169ZM175 243V242H174ZM182 243L180 242V244L182 245ZM191 243L193 244V245H191ZM8 244V243H7ZM7 244H4V245H6L7 246ZM122 244V243H121ZM121 244H119V245H121ZM124 244H122V245H124ZM138 244H137V246H138ZM142 244V245H141ZM155 244V243H154ZM157 244V243H156ZM155 244V245H156ZM179 243H177V245H178ZM184 244V243H183ZM203 244V245H202ZM30 245V244H29ZM31 245H33V244H31ZM35 245H33V246H35ZM102 245V244H101ZM113 245H112V247H110V248H112V250H113ZM141 245V246H140ZM181 245H180V247H181ZM188 245V244H187ZM1 246V245H0ZM107 246H109V245H107ZM106 246V247H107ZM111 246V245H110ZM137 246H132L133 248L134 247H137ZM147 246H149V244H147ZM184 246V245H183ZM182 246V247H183ZM203 246H204V248H203ZM115 247V246H114ZM131 245L130 246H128V248L127 247H121V248H119V247H115L117 250H120V249H125L126 250V254H127V249H130V251H132L131 250ZM138 247V248H139ZM211 247V248H210ZM3 248V247H2ZM36 248V247H35ZM65 248H66V246H65ZM81 248H83V250L81 249ZM100 248V247H99ZM102 248H104L105 249V246L104 247H102ZM107 248H109V247H107ZM106 248V249H107ZM138 248H136L135 250H133V251H138ZM141 248H139V249H141ZM149 248L150 249H152L151 247H147V248H145V250L144 251H146L147 249L149 250ZM156 248V247H155ZM161 248V247H160ZM184 248H185V246H184ZM189 248V247H188ZM195 248V247H194ZM206 248V249H205ZM4 249V248H3ZM2 249V250H3ZM7 249H4V250H7ZM61 249V250H60ZM70 249V248H69ZM103 249V250H104ZM196 249V248H195ZM194 249V250H195ZM1 251V249H0V264H2L4 261H2V258H4L5 259V261L7 260L5 257L7 256V254H6V256H2V255H4V253H5V251ZM7 250V251H8ZM53 250V251H52ZM72 249H70L69 251H71ZM76 250H78V251H76ZM86 250V251H85ZM142 250V249H141ZM148 250H147V252H144L143 253V255L145 254V256H146V253H148ZM153 250H155L154 249V247H153ZM157 250V249H156ZM185 250V249H184ZM7 251H6V253H7ZM9 251H8V253H9ZM66 251H67V249H66ZM99 251V253L98 254H102V255H104L103 253H105V255H106V252L104 251L103 253H100V251L102 252V250H98ZM121 251H124V250H121ZM130 251H128V252H130ZM150 251H152V250H150ZM149 251V256L151 257L152 256V258H153V256L155 255L156 257L158 256V258L159 259H161V257H162V260L165 258V254L164 255H160V257H159V255L157 254H154V255H150L151 254V252ZM159 251V250H158ZM171 251V250H170ZM173 251V250H172ZM187 251V250H186ZM207 251V250H206ZM4 252V253H3ZM56 252H57V254H58V251L56 250ZM75 252H72V253H75ZM117 252L118 251H116V250H114V253H112V255H110L111 254V250H110V252L108 251V255L109 256H111V257H117V256H114V254L116 253L117 254ZM140 252V251H139ZM138 252V253H139ZM110 253V254H109ZM124 253V252H123ZM137 252H135V254H136ZM138 253H137V255H135V254H133L134 255V257L136 256V258H138ZM140 253H142V252H140ZM154 252H152V254H153ZM159 253V252H158ZM161 253V252H160ZM189 253V252H188ZM197 253V252H196ZM54 254H56L55 252H54ZM80 254V253H79ZM88 254V255H89ZM121 253H119V258L121 257V255H123V254H121ZM126 254H124V256H126L127 257V255ZM195 254V253H194ZM61 255V254H60ZM97 255V254H96ZM102 255H100V256H102ZM130 255H132V253L130 254ZM140 255V254H139ZM201 255H204V256H201ZM93 256V255H92ZM99 256V255H98ZM97 256V257H98ZM107 256V255H106ZM123 256V260L124 261H127V262H125V263H127V264H129L128 262H131L132 263V261H128L129 260V258H131L132 259V257L131 256H129V258H128V260L126 259H124L125 257ZM147 256H148V254H147ZM146 256V257H147ZM149 256L147 257V258H149ZM163 256H164V258H163ZM192 256V255H191ZM196 256V255H195ZM8 257V256H7ZM103 257V256H102ZM177 257V256H176ZM203 257V258H202ZM54 258V257H53ZM61 258V257H60ZM75 258H78V257H74V259L73 260H75ZM91 258V257H90ZM109 258V257H108ZM118 258V260L121 262V258L119 259ZM140 258H141V255H140ZM139 258V259H140ZM144 258V260H143V262H142V259ZM147 258H145V257H143L142 256V258L139 260L140 262H138V259H137V261H135L134 259H133V262H137L138 264L139 263H147V262H149L150 261V258H149V261H146L145 262V259H147ZM157 258V260H156V262L158 263H160L161 261L159 260ZM167 258V257H166ZM170 258V257H169ZM184 258H185V256H184ZM183 258V259H184ZM187 258V257H186ZM189 258V257H188ZM205 258V259H204ZM3 259V260H4ZM72 259V258H71ZM83 259V258H82ZM85 259H87V258H85ZM94 259V258H93ZM96 259H99V258H96ZM102 259V258H101ZM155 259V258H154ZM168 259V258H167ZM175 259V258H174ZM182 259V260H183ZM194 259V258H193ZM53 260H55V259H53ZM64 260V259H63ZM122 260V261H123ZM152 260V259H151ZM164 260H166V259H164ZM188 260V259H187ZM189 260H191V259H189ZM196 260V259H195ZM10 261V260H9ZM60 261V260H59ZM83 261V260H82ZM88 261V260H87ZM90 261V260H89ZM97 261V260H96ZM98 261H100V260H98ZM106 261V260H105ZM153 261V260H152ZM155 261V260H154ZM169 261H171V260H169ZM173 261V260H172ZM64 262H66V261H64ZM72 262V261H71ZM91 262H93V260H91ZM102 263L104 262V260L102 259V261H101ZM100 262V263H101ZM119 262V263H120ZM151 262V261H150ZM149 262V263H150ZM166 262H168V260L166 261ZM180 262V261H179ZM192 262V261H191ZM199 262V261H198ZM5 263H7V261L5 262ZM4 263V264H5ZM47 263H48V261H47ZM98 263V262H97ZM101 263V264H102ZM123 263V262H122ZM124 263V264H125ZM130 263V264H131ZM137 263H135V264H137ZM157 263H155V264H157ZM177 263V262H176ZM183 264L184 263H186V262H184V260H183V262H182ZM193 264H194V262H192ZM200 263V262H199ZM202 263H200V264H202ZM54 264V263H53ZM57 264V263H56ZM68 264V263H67ZM73 264V263H72ZM93 264V263H92ZM96 264V263H95ZM103 264H106V262H104ZM113 264V263H112ZM132 264H134V263H132ZM148 264V263H147ZM150 264H152V262L150 263ZM161 264H163V263H161ZM164 264H165V261H164ZM172 264H174L173 262H172Z\"/></svg>",
	"mask_w": 264,
	"mask_h": 264
}]
</instances>
